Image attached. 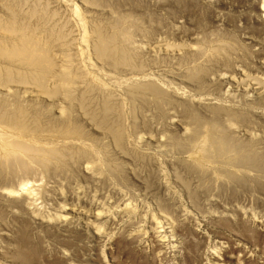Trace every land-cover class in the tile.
<instances>
[{
    "label": "bare ground",
    "instance_id": "obj_1",
    "mask_svg": "<svg viewBox=\"0 0 264 264\" xmlns=\"http://www.w3.org/2000/svg\"><path fill=\"white\" fill-rule=\"evenodd\" d=\"M14 1V0H13ZM23 1V0H22ZM21 1V2H22ZM96 1V0H95ZM144 1V0H143ZM142 1V2H143ZM155 1V0H154ZM177 1H179V0H177ZM213 1V0H212ZM2 2V1H1ZM17 2H18V4L19 5H21V3H19V0H17ZM48 2V1H47ZM79 2V1H78ZM140 2L141 1H139V6H140ZM151 2V1H150ZM197 2V1H196ZM207 3L209 2V1H206ZM11 3V2H10ZM81 4V6H80V4ZM79 3H74L73 4V6H72V16H74L73 18H75L73 21H75V23H78L79 24V27L81 28H79L80 30H81V38H82V46H80L79 48H78V51H77V54H80L79 56H81V58L85 55V56H87V50H85V48H84V46H85V44L87 43H91L92 42V49L91 50H93L96 54H104L105 52H106V49H113L114 48V46L116 45V43H115V45H114V42H115V40H117V39H115L116 37L115 36H113V37H115L114 39V41H113V44L112 43H108L107 42V37H110L111 38V36L108 34V32H107V37H105L104 35H103V37H102V35L101 34H99V33H97L96 31H97V29L96 30H94L95 28H93L94 26H92V24L90 25L89 24V21L91 22V20L90 19H88V17L91 15V14H93L94 12H96L97 10H99V9H97L98 7H99V5L101 4L100 3V0H99V5H96V4H94V2H93V0H80V2ZM146 3V2H145ZM185 3V2H184ZM199 3V2H198ZM203 3V2H202ZM212 3H216V6H217V4L219 5V4H223V5H226L227 6V8H235V9H237V8H241V9H244V11L246 10V12L248 11V10H250L251 11V14L250 15H248L249 13V11L247 12V15L248 16H246V19H244L243 21H246V24L248 23V26L249 25H251L250 24V22H255V23H257V24H261L262 26H260V27H262V28H259L258 27V31H259V29H263L264 30V0H236V1H230V2H228V3H226L224 0H218V1H213ZM211 3V4H212ZM17 4V5H18ZM79 4V5H78ZM97 4H98V2H97ZM142 4V3H141ZM209 4V3H208ZM13 5V4H12ZM18 5V6H19ZM143 5H145V4H143ZM142 5V6H143ZM22 6V5H21ZM20 6V7H21ZM31 6H33V5H30V7ZM98 6V7H97ZM201 6V5H200ZM205 6V5H204ZM3 7V6H2ZM10 7V6H9ZM19 7V8H20ZM35 8H37L36 6H34ZM33 7V8H34ZM125 7H127V6H125ZM187 7V6H186ZM185 7V8H186ZM210 7H212V6H210ZM209 7V9L208 10H210L211 8ZM25 8V7H24ZM27 8H29V7H27ZM33 8H29L28 9V11L30 10V9H32L33 11H35ZM39 8V7H38ZM142 8L143 7H138V10L136 9V11H135V13H134V18H135V20H134V22H136L134 25H135V27H136V30H137V34H138V36L137 35H135V37H136V39H134V42H133V40H132V42L130 41L131 39L130 38H126V39H130V40H127V41H129L132 45L130 46L129 45V42H128V45L130 46V48L131 49H129V46H128V48H127V53L129 52V54H130V52L131 51H128V50H132L133 49V56H131L132 57V59H134V60H130V61H134L133 63V65H134V68H133V70L132 69H129V68H131V67H133V66H131L130 65V63L129 62H124L125 64H129V66H131V67H129V68H127V66H125L124 65V67H126L127 69H129L130 71L128 72V71H126V73L125 74H127V75H124V73H123V75L121 74V75H119V76H117L116 75V79H117V81H115V83L117 82L118 83V85H119V87L117 86V87H115V88H117V89H119L118 91L119 92H116V95H114L115 97H119V99L118 98H115L116 99V103H117V99L119 100V102L121 103L122 102V100H123V98L124 97H122V95H127V97H131L130 96V94H129V92L132 90V92L134 93V94H132L133 96H134V101H131L132 103L134 102V104H133V106H135V109L133 108V111H135V114L133 113V111H131V109H127V110H130L131 111V113H133V114H131L130 113V111L129 112H126V113H123L121 116H123V117H121V120H122V118H124V119H126V120H128V121H130V120H132V117L133 118H135L134 116L136 115V118H135V126H137L136 127V129H135V132H133L134 131V129L131 131L132 132V137H130V136H128V135H126L125 133H123L124 132V129H123V131H121V130H119L116 126H114V125H116V124H114V123H112V124H104V122H102L101 121V123H103L104 125H99L98 124V122L101 120H97L96 121V119H94L95 117H96V115H95V117L93 118L91 115H92V111L89 113H86L87 111H84L85 110V108L86 109H88V111H89V108H87L88 106H87V103L89 102V98L90 97H92V96H86V94H84L82 91V93H79V95L78 96H80V94L82 95V94H84V95H82V96H86L87 98H88V100H87V98H86V101H88V102H86V106L84 107V110L82 109V110H80L81 109V107H82V102H83V99H81V104H79V105H81V106H79V108L78 109H76L77 110V113H75L78 117H80L79 118V121L80 122H78V123H75L77 120H78V117H77V120L76 121H74L73 120V118L72 117H74L75 118V116H73V114L71 113V115L72 116H70V118H67L68 117V115H69V112H72L71 110H70V107L68 106V104H63L62 103V101L64 102V98L66 99V101H67V99L69 98H67V97H64V98H62L63 100L61 101V103H57L56 101H54V103L56 102L57 104H56V106L55 107H52V109H51V107L49 108L51 111H52V113H53V115L52 114H49L48 116H45L46 114H45V112H44V116H45V118L47 117L49 120H55V122L56 123H54V122H52V121H50V124H51V122H52V124L51 125H53V126H51V125H47L48 127L47 128H45L46 129V131H48V132H50V134H48V132H46L47 133V135L46 136H48V135H52V137H53V134L54 133H56V135L54 136L56 139H54V138H51L50 140H48V138L46 139V137H44V140H43V136L45 135V134H43L42 132V134H43V136L40 138L39 137V135H38V133H37V125H36V130H35V127H34V131L32 130L33 129V127L31 126V124H33V123H31V121H30V124H28V122L26 121V119H28V118H24V114H25V112L23 113L22 112V110L24 109V107L25 108H27L28 110H29V112H31L30 111V109L28 108L29 106H31V105H28V107H26L27 106V103H25L26 105L24 106V105H21L20 103H18V104H16V103H14V100L15 99H13L14 97L12 96V95H16L17 97H18V95H17V93L18 92H20V91H22V89H23V91H24V87L26 86V83L29 85H31V86H36V89L38 90L39 89V92L41 93V91L43 92V94L44 93H46L47 95V97H49V95L50 94H55L56 93V91H58L59 89H58V87H60V86H62L63 88H64V86H66V85H68V84H70V82L71 83H73V85H74V87L76 88L77 86H78V90H79V86H80V89H81V85H83L82 83H84V84H88V85H91V84H93V85H97V83H96V81L97 80H99L96 76L98 75V74H93V73H88V69L86 70V69H84V67H81L80 68V70H81V72L80 73H78L77 72V70H75V69H73V67H70V66H72L73 65V62H70V60H71V57H68V59H69V61H68V63L70 64V66H69V64H68V67H70V68H72L73 69V71L71 72V71H68L67 69V65H64L63 66V63L62 62H60L61 64V66L60 65H56L57 67H58V71H56V73H53V75H54V77H55V79L54 78H52V79H54V81L57 79L58 81L56 82L57 84H55V85H57L56 87H55V85H54V87L53 86H45V85H47L46 83H49V82H42V80H41V77H40V73H41V70H45L46 68H47V71H48V66H49V64H52L51 63V57H49L48 55L50 54V52H51V54H52V49H54L53 47H51L52 46V44H50V43H52V42H50V43H48V44H50L51 46V48H49L50 50H48V48H47V50H46V47H48V46H46V42L47 41H44L43 42V40H46L45 39V37L48 35V33H52V31H53V27H54V25H52L51 27H52V30H50V32L49 31H46V30H44V28L41 30V29H39V31L41 30L42 32H48L47 33V35L45 36V37H43L44 39L42 40V42L43 43H40L41 42V39H40V35H39V33H38V35H39V39H40V42L38 41V39L36 40V39H34V38H32V37H30V36H28V35H30L29 33H28V35L26 34V32L24 31L26 28V26H23V24H21L22 22V20H23V17L22 16H20L22 19L21 20H19L20 22H17V21H15L16 19H14V20H12V18L10 19L11 21L9 22V23H6V22H0V32L1 31H5L6 33H7V31H11V33L12 32H14V33H16V37H14L12 40H10L9 39V41H7L6 39H3V37H2V35L4 34V33H0V41H4V43H2V44H0V55L1 54H5V55H8L10 58H8V59H14V61H15V63H14V66L15 67H12V66H10V64L12 65L13 63H11L10 61H6V60H4V59H0V97H2L1 99H2V102H1V105H3V108H2V106H0V122H1V120L4 122V124L2 125V124H0L1 126H0V160L3 162V164L2 165H5L6 166V169L4 170L3 168V170L2 169H0L1 171H0V203H2V205H0V206H2L3 208H5V211L4 210H2V211H4L5 213H7V215L5 216V217H2L4 214H1L0 216L2 217H0L1 219H0V264H108L107 263V260H106V257H105V255L103 254V252L101 253H99L98 251H97V253H99V254H96V256H89L88 254H85L84 252H82L80 249L81 248H75V245L77 244L76 242H75V240L77 239V238H79V237H77V234L78 235H85L84 237H88V238H90V239H94V240H99V239H101L102 237H105L104 236V232H103V229H102V226H101V223H103L104 221H108V219H109V214H107V213H105L104 212V210H102V209H97L98 208V205H96V209H95V207H94V209L92 210L91 208L88 210V209H82L80 206L78 207H75V206H71V207H64V206H62V208L60 209V212L58 211V209H57V211L59 212L58 214H55L53 217L52 216H50V217H48L47 215H45V216H43V215H41L40 213L41 212H39V210H38V204H37V201H35L36 200V198L38 197V199H40L39 197L40 196H38L37 195V193H39L40 194V190H41V187L44 185V179L42 180L41 179V177H42V174L41 173H43V174H45L46 172V169H45V167L44 166H46L45 164H47V165H49V161H51V160H53V158H54V162H57L58 161V156L57 155H60L61 154V149L63 148V146H68V147H73V148H75L77 151H80L81 152V154L80 155H83L84 154V152L86 153H88V156L86 157V154H85V159H84V157L82 156H80V157H78V159L80 158H83L84 160H83V162L81 163L80 161V163L79 162H77L76 164L78 165V171H79V174L81 175V178L82 177H93L92 175L94 174V171L95 172H97L96 171V169L97 168H100V166H97V165H99V163H97V162H99V161H102L103 162V164L104 163H107V165H108V159L110 158V154H109V156L107 155V153L108 152H106L105 153V148H102V146L103 145H107L108 143L106 142V141H109V140H106L105 139V137L106 136H104V140H102L101 138H102V135H100L101 133H102V131L103 130H106V131H104V132H107V137H109L108 139H110V144H111V147H110V152L111 153H114L115 154V156H114V154H113V156H111V158H110V160L112 159V161H110V162H113V164L116 162H114L113 160L114 159H117V161H119L118 163H119V165L117 166L118 168H120L119 166H121L122 167V169H125L128 173H132V174H134V172H132L134 169L130 166V165H128V164H130L129 162H127V160L129 161V159H131L130 158V156H129V152L130 151H136V152H142V154L144 153V154H147L148 156H149V158H151L152 157V159L154 160V164H156V172L158 173V172H160L162 169H161V167H159V165H158V163H157V159L155 158L156 156H157V154H160V153H162L163 155H164V152H168L169 153V151H170V149L171 148H173L174 149V151L175 152H186V153H184L183 155H182V159H180V160H178V162L180 163V164H182V161L184 162L183 163V165H185V166H187V168H188V166H190L192 169H198V171L200 170H203V169H205V167L206 166H209L208 168H210L211 167V171L214 173V175H213V173L212 172H210V173H212V177H214L215 179V182H214V184L216 183V188H218L219 190L221 189H223V191H225L227 188H229V189H232V186L230 185V184H232V183H234V185H235V183L237 184V187H239L238 185H243V186H245V184H247V181L248 180H253L254 178V173L255 174H257V171H260L259 169H261V168H263L264 169V163H263V161H264V159H263V157H262V154H264V126L262 125H259V123H257V125L256 126H252L250 123H249V121H250V119H249V115L248 114H252V115H254V116H256V117H258V118H260V119H263L264 120V57L263 56H261L260 58H254L253 59V57L252 58H250V59H252V63H254V65H255V63L261 68V74L259 73V74H256L255 73V75L254 76H252V74H254V70H257V69H254L253 70V73H249L248 71L249 70H247V68H244V66L243 67H241L240 65H235V63H234V65L231 63V62H233V60L230 62L231 64H232V66H230V67H232V68H230L231 70H229V72H227V69L224 67V66H222V67H224L225 69H223L222 71H225V72H221L220 71V69H219V71L220 72H214V71H210V70H203V68H201V66L202 65H199L198 63H204L206 60H208L210 57H209V55H207V54H210V53H206L205 51H207V52H209L208 50H207V48L206 47H204V46H202V45H205V42L208 40L207 38H206V41L205 42H203V41H201V38L200 37H197V36H195V35H197V33H195V35H193L194 34V32H197L198 31V29L199 28H197V27H199V25L198 26H196V24L195 25H192L193 27H191V25H190V19H191V17L189 16L190 15V13H189V15H187V12L185 13H181V15H179L178 13H175L174 15H177V17L175 16V17H173V15H172V21H170L169 20V23L170 24H168V22H167V25L165 26V28L169 25V28L168 29H170L169 30V32H171V33H173V35H171L170 33L168 34V35H171V36H176V37H179V35L177 36V34H180V33H178L179 32V30L183 27V26H185L187 23L189 24V26H190V28H188V31H187V33L189 32V29H191L192 28V30L194 29V31H193V34L192 35H190V33H191V30H190V32H189V39L187 40V38L186 39H182L181 37L183 36H181V37H179V38H181V39H179V42L176 40V41H169V40H171V39H168V40H166V39H164L161 35H160V37L161 38H163L164 40H162L158 35V37L160 38L159 40H160V42H158V41H156L158 38H156L155 39V36H156V34H158V32L159 31H162L163 29H161V28H159V25H161V24H164V23H161V22H164V19L165 18H163V21H161L160 22V24L158 25L157 23H159V22H157V23H155L154 25L153 24H146V26H148L149 27V29H148V31L146 30V28L147 27H145L144 26V23H146V22H148V21H150V19H156V18H150V14L148 15L149 16V18H147L148 19V21H145V19H144V21H142ZM208 8V7H207ZM7 10H5V11H3L4 13L6 12V11H8V9L9 8H6ZM106 9V8H105ZM111 9V8H110ZM145 9H146V5H145ZM170 9V8H169ZM174 9V8H173ZM234 9V10H235ZM248 9V10H247ZM11 10V13H12V11H13V8L12 9H10ZM26 10V9H25ZM32 10H30V11H32ZM47 10V9H46ZM104 10V9H103ZM155 10V9H154ZM168 10V9H167ZM207 10V11H208ZM215 10V9H214ZM217 10V9H216ZM213 11V10H210V11H208L207 13H206V15H205V18H207V19H209L212 23L214 22V24H215V22H216V24H217V27H218V23H222V20L224 19V17L226 16V13L224 12V11H222V13H221V11ZM225 10V9H224ZM232 10V9H231ZM27 11V12H28ZM51 11V10H50ZM100 11V10H99ZM98 11V12H99ZM106 11V10H105ZM109 11V10H108ZM114 11V10H113ZM164 11V10H163ZM188 11V10H187ZM195 11V10H194ZM193 11V12H194ZM3 12H1L2 14H4ZM15 12V11H14ZM14 12L12 13V14H14ZM26 12V11H25ZM35 12H37V10L35 11ZM35 12H29V13H31V14H29V15H33L32 13H34V15L36 14ZM53 12H54V10H53ZM53 12L51 13V14H53ZM86 12L88 13H91V14H86ZM116 11H114V13H115ZM129 12V11H128ZM148 12H149V10H148ZM154 12H157V11H154ZM168 12V11H167ZM196 12V11H195ZM224 12V13H223ZM230 12V11H229ZM241 12H243V11H241ZM0 13V14H1ZM16 13V12H15ZM38 13V12H37ZM120 13V12H119ZM146 13V12H145ZM144 13V14H145ZM151 13H153V12H151ZM180 13V12H179ZM198 13V12H197ZM17 14V13H16ZM20 14V13H19ZM28 14V13H27ZM39 14V13H38ZM43 14V13H42ZM45 14V13H44ZM95 14V13H94ZM125 14L127 15V13L125 12ZM132 14V13H131ZM168 15H169V13H167ZM171 14V13H170ZM201 14V13H200ZM221 14H225V16L223 17V19L221 20V17H222V15ZM228 14V13H227ZM234 14V13H233ZM236 14V13H235ZM156 15H158V14H155V16ZM196 15V14H195ZM3 17L5 16V15H2ZM7 16H10V15H7ZM6 16V17H7ZM14 16V15H13ZM30 16V17H31ZM46 16H48V15H46ZM49 16H51L50 14H49ZM93 16V15H92ZM115 16V15H114ZM146 16V15H145ZM153 16V15H152ZM155 16H153V17H155ZM159 16V15H158ZM158 16H156V17H158ZM201 16V15H200ZM12 17V16H11ZM17 17V16H16ZM16 17H13V18H16ZM18 17H19V15H18ZM17 17V20L18 19H20V18H18ZM24 17H26V16H24ZM39 17V16H38ZM41 17V16H40ZM44 17V16H43ZM91 17V16H90ZM95 16H93L92 18H94ZM121 17V16H120ZM124 17V16H123ZM127 17H128V15H127ZM130 17H132V16H130L129 15V18L127 19L126 17V19L129 21V19H131ZM190 17V18H189ZM234 17H236V16H234ZM233 17V18H234ZM5 18V17H4ZM35 18V17H34ZM100 18V17H99ZM98 18V20H100ZM112 18H114V17H112ZM158 18H161V17H158ZM169 18V17H168ZM200 18V17H199ZM204 18V17H203ZM6 19V18H5ZM27 19V18H26ZM30 19V18H29ZM43 19V18H42ZM111 19V18H110ZM110 19H108V21L107 22H110ZM121 19H124V18H121ZM207 19H205V20H207ZM241 19V18H240ZM7 20H9V17L7 18ZM7 20H5V21H7ZM96 20V19H95ZM113 20V19H112ZM111 20V23L110 24H112L113 23V21H115V22H117L116 20H117V18L116 19H114L113 21ZM119 20V19H118ZM154 20H151V22L152 21H154ZM194 20V19H193ZM202 20H204V19H202ZM220 20H221V22H220ZM225 20H227V19H225ZM26 21V20H25ZM25 21H23L24 23H25ZM72 21V20H71ZM105 21V20H104ZM127 21V22H128ZM132 21V20H131ZM159 21H160V19H159ZM166 21H168V20H166ZM217 21H219V22H217ZM228 21V20H227ZM238 21V20H237ZM242 21V22H243ZM248 21V22H247ZM250 21V22H249ZM29 22V21H28ZM27 22V23H28ZM44 22V21H43ZM49 22V21H48ZM93 22V21H92ZM100 22V21H99ZM114 22V23H115ZM124 22V25L126 26V23H125V21H123ZM144 22V23H143ZM193 22H197V21H192V23ZM207 22H209V21H207ZM239 22V21H238ZM238 22L237 23H235V24H238ZM241 22V21H240ZM239 22V23H240ZM102 23V22H101ZM100 23V24H101ZM132 23V22H131ZM186 23V24H185ZM197 23H199V21L197 22ZM225 23V22H224ZM234 23V22H233ZM252 23V24H253ZM254 23V24H255ZM29 24H30V26H32L31 24L32 23H30L29 22ZM57 24V23H56ZM55 24V26H57V25H59V23L56 25ZM77 24V25H78ZM89 24V25H88ZM94 24V23H93ZM100 24L98 25V22H97V27L99 28V26H100ZM102 24H106V23H102ZM101 24V25H102ZM116 24V23H115ZM115 24H112V25H109V24H107V27H108V29H109V26H110V28H112V26H114ZM119 24V26H120V24H123V23H118ZM127 24H129V23H127ZM208 24V23H207ZM211 24V23H210ZM210 24H209V26H210ZM228 24V23H227ZM232 24V23H231ZM243 24V23H242ZM257 24H255V27H256V25ZM25 25H27V28L29 29V27H28V24H26L25 23ZM37 25H39V23L37 24ZM40 25H43V24H40ZM95 25V26H96ZM225 25L226 24H224V27H225ZM239 25H241V23L239 24ZM244 25V24H243ZM33 26H34V24H33ZM62 25H59L58 27L60 28ZM124 26V27H125ZM130 26H132V25H130ZM162 26V25H161ZM182 26V27H181ZM194 26H196V28H194ZM206 26V25H205ZM208 26V27H209ZM212 26H214V25H212ZM221 26V25H220ZM227 26V25H226ZM234 26V25H233ZM245 26V25H244ZM243 26V27H244ZM252 26V25H251ZM254 26V25H253ZM37 27V26H36ZM36 27H34V28H36ZM38 27H41V26H38ZM37 27V28H38ZM51 27H50V29H51ZM106 26H105V29L107 28ZM115 28H116V26H114ZM113 27V28H114ZM134 27V26H133ZM144 27H145V29H144ZM186 27H187V25H186ZM186 27H184V29L186 28ZM214 27H216V26H214ZM214 27H210V29L211 30H213V28ZM216 27V29H218ZM222 27V26H221ZM231 27H232V25H231ZM230 27V28H231ZM25 28V29H24ZM33 28V27H32ZM101 28V30H102V27H100ZM119 28V27H118ZM123 28V27H122ZM126 28V27H125ZM127 28H129V27H127ZM127 28H126V31H127ZM157 28V29H156ZM201 28V27H200ZM202 28L204 29V31H205V27H203L202 26ZM207 28V27H206ZM226 28V27H225ZM229 28V29H230ZM236 28V27H235ZM235 28H232L233 29V31H234V29ZM237 28H238V25H237ZM27 29V30H28ZM55 29V28H54ZM105 29H103V30H105ZM156 29V30H155ZM195 29H197V31H195ZM210 29H209V31H210ZM215 29V28H214ZM219 29H223L224 31L226 30V29H228V26H227V28L226 29H224V28H219ZM229 29H228V32H229ZM256 29V28H255ZM26 30V31H27ZM32 30V29H31ZM56 30H57V28H56ZM60 30H61V32L64 30V28H63V30H62V28H60ZM102 30V31H103ZM119 30H120V28H119ZM125 30V29H124ZM129 30V29H128ZM135 30V29H134ZM146 30V31H145ZM182 30V29H181ZM186 30V29H185ZM185 30L183 31V34H186V33H184L185 32ZM241 30V29H240ZM244 30H245V28H244ZM247 30V29H246ZM260 30V31H261ZM36 31H38L37 29H36ZM36 31H35V33H36ZM40 31V32H41ZM106 31H107V29H106ZM105 31V32H106ZM111 29L109 30V32H110V34H111ZM126 31H124V32H126ZM130 31V30H129ZM129 31L127 32V34L129 33ZM154 31H155V33H154ZM208 31V32H209ZM220 31H222V30H220ZM231 32H232V30H230ZM235 31H236V29H235ZM29 32H30V30H29ZM56 32V34H54V32H53V35H56L57 37V40L59 41V43L60 44H63V39L61 38V36H62V34L64 33V35L66 36V33H65V30H64V32L63 33H61V32H59V29H58V32L57 31H55ZM99 32V31H98ZM104 32V31H103ZM117 32V31H116ZM135 32V31H134ZM133 32V30H132V33H134ZM211 32V31H210ZM209 32V33H210ZM229 33V34H234V37L233 36H231V39H229L230 41L228 42V40H224V39H226L225 37L226 36H224V39H221V38H218L217 36V41L219 40V43L218 44H216V48H217V50H216V48H215V50L218 52L219 51V47H220V51H221V49H224L225 47L223 46V44H224V41L225 42H228V43H230L231 44V40L233 39V38H235L236 36H235V34H236V32L235 33ZM239 32V31H238ZM10 33V34H11ZM32 33H33V31H32ZM31 33V34H32ZM113 33H114V31L112 32V35H113ZM132 33H130L131 34V36H132ZM165 33H166V31H165ZM168 33V32H167ZM200 33V32H199ZM212 33H215V31L213 30V32ZM217 34L219 33V31H217L216 32ZM221 33V32H220ZM223 33V32H222ZM2 34V35H1ZM42 35L41 36H43L44 34L43 33H41ZM120 34H121V36L122 37H126L127 36V34L126 33H121L120 32ZM135 34V33H134ZM163 34H164V30H163ZM205 34H206V32H205ZM211 34V33H210ZM216 34V35H217ZM229 34H227V35H229ZM264 34V33H263ZM12 35V34H11ZM34 35V34H33ZM36 35V34H35ZM34 35V36H35ZM38 35H36L35 37L37 38L38 37ZM53 35H51V36H53ZM59 35H61L60 36V38H59ZM64 35H63V38H64ZM106 35V34H105ZM116 35V34H115ZM165 36L167 35V34H164ZM163 35V36H164ZM201 35V33L199 34V36ZM207 35V34H206ZM209 35V34H208ZM211 35H213V34H211ZM215 35V34H214ZM222 35H224V33L222 34ZM32 36V35H31ZM117 36V35H116ZM128 36H129V34H128ZM127 36V37H128ZM130 36V37H131ZM134 36V35H133ZM174 36V37H175ZM187 36V35H186ZM204 36V35H203ZM230 36V35H229ZM229 36H227V37H229ZM49 37V36H48ZM48 37H46L47 38V40L49 39ZM113 37H112V40H113ZM120 37V36H119ZM168 37H170V36H168ZM206 37H208V36H206ZM222 37V36H221ZM233 37V38H232ZM237 37H239V36H237ZM262 37H263V35H262ZM8 38V37H7ZM11 38V37H10ZM51 38H53V37H51ZM50 38V39H51ZM55 38V39H56ZM109 38V40H111ZM118 38V37H117ZM124 38H122V39H118V40H122L123 41V39ZM173 38V37H172ZM210 38V37H209ZM212 38L214 39V36H212ZM54 39V40H55ZM155 39V40H154ZM236 39V38H235ZM238 39V38H237ZM239 39H241L242 40V42H244V43H246V45L248 44V45H253L254 46V48H255V50L256 49H259V50H261V51H264V39L262 38L261 39V37L260 38H258L257 36H255V34L253 33L252 34V32H248V33H246V34H244V35H242L241 36V38L239 37ZM238 39V40H239ZM111 40V41H112ZM198 40H200L199 42H202V44L201 43H198ZM211 40V39H210ZM209 40V41H210ZM215 40V41H216ZM240 40V41H241ZM51 41V40H50ZM208 41V42H209ZM233 41V40H232ZM62 42V43H61ZM121 42V41H120ZM119 42V43H120ZM124 42H125V39H124ZM237 42V41H236ZM118 43V44H119ZM204 43V44H203ZM211 43V42H210ZM47 44V45H48ZM123 44V43H122ZM215 44V43H214ZM226 44V43H225ZM233 44V43H232ZM232 44H231V46H232ZM234 44H236V43H234ZM238 44H240V43H238ZM237 44V45H238ZM91 45V44H90ZM125 45L127 46V43H125ZM124 45V46H125ZM149 45V46H148ZM207 45H208V43H207ZM211 45H212V48H211V50L213 49V44L211 43ZM217 45L219 46V47H217ZM227 46H228V44H226ZM225 45V46H226ZM236 45V46H237ZM245 46V44H243L242 43V46ZM117 46V45H116ZM121 47H123L122 45H120ZM209 46H210V44H209ZM230 46V45H229ZM229 46L228 47H226V48H228L229 50L231 49V46H230V48H229ZM241 46V47H242ZM90 47V46H89ZM120 47V48H121ZM224 47V48H223ZM235 47V46H234ZM238 47V46H237ZM239 47H240V45H239ZM247 46H245V48H246ZM252 47V46H251ZM58 48V47H57ZM86 48H87V46H86ZM225 48V49H226ZM108 49V50H109ZM118 49V48H117ZM123 48H121L120 49V51H119V53H123L122 50ZM124 49H125V47H124ZM227 49V50H228ZM236 49V48H235ZM239 49V48H238ZM107 50V51H108ZM126 50V49H125ZM124 50V54L126 53V51ZM226 50V51H227ZM241 50V49H240ZM248 50H249V48H248ZM253 50L254 49H252V51H250V52H253ZM254 50V51H255ZM258 50V52H260ZM49 51V54L47 53ZM115 51H117V54H118V50H115ZM223 51L224 50H222V53H223ZM225 51V52H226ZM235 51H237V50H235ZM54 52V51H53ZM59 52V51H58ZM98 52V53H97ZM113 51H111V53H112ZM211 52V51H210ZM228 52V51H227ZM226 52V53H227ZM230 52V51H229ZM234 52V51H233ZM258 52H257V50H256V53H255V55H257L258 54ZM56 53V52H55ZM71 52H69L68 50L66 51V52H64V55H68L69 56V54H70ZM94 53V54H95ZM116 53V52H115ZM127 53L125 54V55H127ZM198 53H201V55H199V57H201L202 56V59H199V61L197 62V61H195V62H193L194 60H192V55L194 54V55H196V54H198ZM219 53V52H218ZM217 53V54H218ZM225 53V54H226ZM237 53H238V51H237ZM242 53H243V51H242ZM50 54V56H55V55H51ZM72 54V53H71ZM71 54H70V56H71ZM92 54H93V52H92ZM101 54V55H102ZM114 54V53H113ZM124 54H122V55H124ZM128 54V57L131 55H129ZM159 54H163V55H166V57H167V54H169V56H172L171 58L173 59V57L174 58H181V56H186V58H187V56H189L188 58H190L192 61H190V63H189V60L190 59H188L185 63H184V65H182V64H180L181 66H177V67H175L174 65V67L176 68H172V69H170V68H168V69H164V67L162 68H160V70L163 72V71H166V72H164V73H154V71H153V69L151 70V66H154V64L152 65L151 64V62H154L155 61V59H157V57H159L158 55ZM206 54V56L204 57V55ZM212 54V53H211ZM214 54H215V52H214ZM225 54H223V56H225ZM231 55L233 54V56H234V54H236V53H232V51H231V53H230ZM241 54V53H240ZM247 54V53H246ZM245 54V56H248V54L246 55ZM250 54V53H249ZM252 54V53H251ZM254 54V53H253ZM259 54H261V53H259ZM57 55V54H56ZM89 55V57H90V53L88 54ZM111 55V54H110ZM115 55V54H114ZM113 55V56H114ZM220 55V54H219ZM218 55V56H219ZM229 55V54H228ZM239 55V54H238ZM243 55V54H242ZM262 55H263V52H262ZM2 56V55H1ZM107 56V55H106ZM112 56V55H111ZM119 56V55H118ZM117 56V58H115V56H114V58L115 59H117V61H118V59H119V57ZM162 56V55H161ZM217 56V57H218ZM233 56H231L232 57V59H233ZM236 56V55H235ZM235 56H234V58H235ZM252 56V55H251ZM259 56V55H258ZM92 57V56H91ZM97 57V56H96ZM109 55H108V59H109ZM120 57H121V54H120ZM125 57V56H124ZM128 57L126 58V60H128ZM165 57V56H164ZM165 57V58H166ZM214 57H215V59H217V57H216V55L214 56H212V59H214ZM226 57H228V56H225V57H222V55H221V58H219V59H221V60H224L225 61V58ZM51 58V59H50ZM66 58H67V56H66ZM65 58V59H66ZM107 58V57H106ZM114 58L112 59V61L114 60ZM122 58V57H121ZM130 58V57H129ZM162 58V57H161ZM170 57H169V59H171ZM182 58H184V57H182ZM185 58V59H186ZM198 58V57H197ZM196 58V59H197ZM224 58V59H223ZM240 58V57H239ZM241 58H243V57H241ZM240 58V59H241ZM247 58V57H246ZM55 59V58H54ZM88 60L89 59H92V58H87ZM93 59L94 60H96V58H95V56L93 57ZM107 59V60H108ZM123 59H125V58H123ZM167 59L168 58H166V61H167ZM211 59V60H212ZM245 59V58H244ZM82 60V59H81ZM94 60H92V61H94ZM102 60V59H101ZM101 60H99V62H103V61H101ZM104 60V59H103ZM126 60H124V61H126ZM162 60V59H161ZM174 60V59H173ZM178 60V59H177ZM210 60V59H209ZM220 60V61H221ZM226 60H228V59H226ZM243 60V59H242ZM247 60H249V58L247 59ZM247 60H245L246 62H247ZM13 61V60H12ZM19 61H21V62H24L23 64H27L26 66L25 65H22L21 64V62H19ZM54 61V60H53ZM67 61V60H66ZM66 61H64V62H66ZM74 61V60H73ZM91 61V60H90ZM109 61V60H108ZM111 61V60H110ZM114 61H116V60H114ZM108 62L109 64L111 63V64H113V66H114V63L115 62ZM122 61V63H123V60H121ZM156 61H158V60H156ZM174 61H176V60H174ZM182 61V60H181ZM180 61V62H181ZM219 60H217V62H218ZM235 61V60H234ZM104 62H106L107 63V61H104ZM103 62V63H104ZM119 62V67L121 66L120 65V61H118ZM147 62H150V63H148V64H146ZM170 62V61H169ZM169 62H167V63H169ZM197 62V63H196ZM54 63H55V61H54ZM57 63V62H56ZM80 63V62H79ZM98 63V62H97ZM106 63H104V64H106ZM108 63H107V65H108ZM121 63V64H122ZM156 63V62H155ZM166 62H164V64H165ZM167 63L165 64V65H167ZM171 63V62H170ZM175 63H177V62H174V64ZM211 63V62H210ZM209 63V64H210ZM216 63V62H215ZM220 63V62H219ZM222 63V62H221ZM225 63V62H224ZM227 63H229V61L227 62ZM238 62L236 61V64H237ZM240 63V62H239ZM238 63V64H239ZM243 63H245V62H243ZM251 63V62H250ZM58 64V63H57ZM65 64V63H64ZM72 64V65H71ZM82 64H84V63H82ZM100 64H102V63H100ZM100 64H98L99 66H100ZM103 64V65H104ZM132 64V63H131ZM161 64V63H160ZM173 64V63H172ZM171 64V65H172ZM205 64V63H204ZM212 64V63H211ZM226 64V63H225ZM230 64V65H231ZM249 64V63H248ZM55 65V64H54ZM78 65V64H77ZM87 65V64H86ZM94 65H96L95 64V62H94ZM93 65V66H94ZM102 65V67H100L101 68V72H103L104 73V71H105V74H107V70H104V71H102V69H103V67H105V66H103ZM115 65H116V63H115ZM162 65H163V63H162ZM213 65H215V64H213ZM212 65V66H213ZM218 65V64H217ZM253 65V64H252ZM257 65H255L256 67H258ZM63 66V67H62ZM117 66V67H118ZM123 66V65H122ZM121 66V67H122ZM204 66V65H203ZM219 66V65H218ZM226 66V65H225ZM24 67H26L25 69H24ZM50 67V66H49ZM53 67V66H52ZM57 67H55V68H57ZM78 69H79V67L78 66H76ZM75 67V68H76ZM95 67V66H94ZM109 67V65L106 67V68H108ZM112 67V66H111ZM115 67L116 66H114V69H115ZM116 67V68H117ZM118 67V68H119ZM120 67V68H121ZM124 67L122 68V69H120V70H124ZM166 67V66H165ZM214 67V66H213ZM215 67H217V66H215ZM215 67H214V69H215ZM220 67V66H219ZM219 67H217V68H219ZM228 67V66H227ZM248 67V66H247ZM250 67V66H249ZM253 67V66H252ZM65 68H67L66 70L68 71V72H71V73H68L69 74V76L67 75V73H63V71L65 70ZM92 68V67H91ZM96 68H98L97 66H96ZM106 68H104V69H106ZM113 68V67H112ZM111 68V69H112ZM117 68V69H118ZM245 70H247V71H244V69ZM251 68V67H250ZM249 68V69H250ZM50 69H52V68H50ZM54 69V68H53ZM71 69V70H72ZM89 69H90V67H89ZM94 69V68H93ZM109 69H110V67H109ZM108 69V70H109ZM154 69H155V67H154ZM156 69H158V68H156ZM155 69V71H157V72H159L158 70H156ZM211 69V68H210ZM65 70V71H66ZM74 70H75V72H77V73H75V74H73V75H71L72 73H74ZM80 70H78V71H80ZM95 70V69H94ZM113 70V69H112ZM112 70H110V71H112ZM179 70V71H178ZM46 71V70H45ZM46 71V72H47ZM52 71V70H51ZM96 71V70H95ZM98 71V70H97ZM100 71H98V72H100ZM110 71H108V72H110ZM115 71H117V70H114L113 72H115ZM53 72V71H52ZM58 72H62V73H58ZM90 72V71H89ZM92 72V71H91ZM94 72V71H93ZM97 72V73H98ZM113 72H111V73H109L108 75H111ZM123 71H121L120 73H122ZM124 72H125V70H124ZM260 72V71H259ZM1 73H5V74H1ZM10 73H15L16 74V76H13L12 74H10ZM39 73V74H38ZM119 73V74H120ZM41 74H43V73H41ZM118 74V73H117ZM164 76H163V75ZM43 75H45V74H43ZM67 75V76H66ZM100 75V74H99ZM108 75H106V76H108ZM115 75V74H114ZM168 77H166V76ZM50 76V75H49ZM72 76V77H71ZM101 76V75H100ZM104 76V75H103ZM105 76V77H106ZM46 77V76H45ZM52 77V76H51ZM99 77V76H98ZM104 77V78H105ZM113 78L114 76H108V79L109 78ZM166 77V78H165ZM248 77H251L250 79H248ZM48 78H50V77H48ZM47 78V79H48ZM102 78V77H101ZM107 78V77H106ZM170 78H174V79H177V80H179L180 82L182 81V82H184V84H186V86L188 87V88H185V86L184 85H178V84H176V82H174L176 85H173V84H170V82L172 81ZM46 79V80H47ZM51 79V78H50ZM50 80L51 82L53 81V80ZM97 79V80H96ZM114 79V78H113ZM170 79V80H169ZM101 80V79H100ZM103 80V79H102ZM101 80V81H102ZM53 81V84L55 83ZM108 80H106V82H107ZM173 81H175V80H173ZM172 81V82H173ZM28 82H30V83H28ZM100 81H98V83H99ZM102 82H104V80L102 81ZM114 82V81H113ZM113 82H109L110 84H112ZM44 83H45V85H44ZM89 83H91V84H89ZM105 83V82H104ZM116 83V84H117ZM178 83V82H177ZM52 84V83H51ZM66 84V85H65ZM100 84V83H99ZM103 84V83H102ZM102 84H100V85H102ZM182 84V83H181ZM244 84V85H243ZM25 85V86H24ZM64 85V86H63ZM107 85V84H106ZM113 85V84H112ZM69 86H71V85H69ZM69 86H67V87H69ZM84 86V85H83ZM87 86V85H86ZM85 86V87H86ZM108 86H110V85H108ZM114 86V85H113ZM67 87H65L64 88V90H66V88ZM84 87V89H87V88H85ZM92 87V86H91ZM95 87H97V86H94V87H92L91 88V90L89 91V92H91L92 90H93V88H95ZM103 87V86H102ZM31 89H32V87H30ZM29 88V89H30ZM101 88V87H100ZM103 88H105V86L103 87ZM114 88V89H115ZM88 89H90V86H88ZM117 89H116V91H117ZM25 90H26V88H25ZM62 90V89H61ZM67 90H69V89H67ZM71 90L72 89H70L69 91H70V93H72L71 92ZM76 90V89H75ZM77 90V91H78ZM83 90V89H82ZM105 90H106V88H105ZM107 90H108V87H107ZM109 90H111V89H109ZM109 90H108V92H109ZM130 90V91H129ZM23 91L22 92H20L19 93V95L22 93L23 94ZM27 91V90H26ZM25 91V92H26ZM33 91H34V88H33ZM36 91V90H35ZM69 91H68V93H69ZM74 91V90H73ZM86 91V90H85ZM103 91V90H102ZM112 91V90H111ZM110 91V92H111ZM63 92V91H62ZM79 92V91H78ZM93 92V91H92ZM91 92V93H92ZM100 92V91H99ZM105 91H103V93H104ZM108 92H107V94H108ZM109 92V93H110ZM113 92V91H112ZM27 93V92H26ZM30 93H31V90H30ZM33 93V92H32ZM58 93V92H57ZM56 93V94H57ZM60 93H61V91H60ZM67 95H69L67 92H65ZM64 92H63V94H65ZM74 93V92H73ZM75 93H76V91H75ZM74 93V94H75ZM85 93H87V92H85ZM102 93V94H103ZM131 93V92H130ZM66 94H65V96H66ZM101 94V95H102ZM106 94V93H105ZM113 94V93H112ZM33 95H34V93H33ZM36 95V94H35ZM38 95V94H37ZM59 94H57V96H58ZM89 95V94H88ZM91 95V94H90ZM93 95V94H92ZM111 95V94H110ZM236 95V96H235ZM11 96V97H10ZM15 96V97H16ZM21 96V95H20ZM40 96V95H39ZM39 96H38V98H39ZM45 96V97H46ZM64 96V95H63ZM73 96V95H72ZM96 96V95H95ZM94 96V97H95ZM100 96V95H99ZM106 96V95H105ZM104 96V98H106ZM112 96V95H111ZM237 97L236 98V100H235V102L233 103L232 101H230V100H233V97ZM3 97H6V98H4L3 99ZM13 97V98H12ZM22 97H23V95H22ZM31 97V96H30ZM35 97V96H34ZM37 97V96H36ZM36 97H35V100H36ZM41 97V96H40ZM54 97H56V95L55 96H53V98ZM60 97H62V96H60ZM59 96L57 97V99H59L60 98ZM74 97H77V96H74ZM92 98V99H96L97 100V98L95 97V98ZM108 97V99H106V101H108L109 100V95L107 96ZM113 97V96H112ZM111 97V98H112ZM32 98V97H31ZM30 98V99H31ZM37 98V99H38ZM50 98H51V96H50ZM52 98V99H53ZM71 98V97H70ZM78 98V97H77ZM19 99H20V97H19ZM25 99H27V98H25ZM46 99V98H45ZM48 99V98H47ZM46 99V100H47ZM75 98H73L72 100H74ZM100 99H102V97L100 98ZM113 99V98H112ZM3 100L5 101H8V103L9 104H11V108H13V111H14V109H15V111L14 112H12L10 109L8 110V109H6V108H4L5 106H4V104H2L3 103ZM21 100V99H20ZM18 101V102H21V101ZM34 100V99H33ZM33 100H32V103H33ZM34 100V101H35ZM39 100V99H38ZM50 100V99H49ZM61 100V99H60ZM84 100H85V97H84ZM126 100V99H125ZM125 100H123V101H125ZM129 100V99H128ZM131 100H132V98H131ZM1 101V100H0ZM16 101V100H15ZM22 101H24L23 99H22ZM37 101V100H36ZM41 101H42V99H41ZM41 101H39L40 103H41ZM48 101V100H47ZM65 101V102H66ZM68 101H70V99L68 100ZM95 101V100H94ZM94 101H93V103H94ZM102 101L103 100H101L100 102L101 103H98V105L101 107V105L100 104H102ZM105 101V102H106ZM112 101V100H111ZM111 101H108V102H111ZM113 101H115V100H113ZM127 101V100H126ZM24 102H26V101H24ZM28 102H30V101H28ZM43 102V101H42ZM58 102H59V100H58ZM64 102V103H65ZM73 102V101H72ZM78 102H80V99H78ZM104 102V103H105ZM129 102H130V100H129ZM8 103H6V106H8V108L10 107V105H7ZM31 103V104H32ZM35 103V102H34ZM44 103V102H43ZM48 103V102H47ZM46 103V105H45V103L43 104L45 107H47V104ZM84 103V102H83ZM91 103V102H90ZM104 103H103V105H104ZM119 103V104H120ZM123 103V102H122ZM121 103V104H122ZM24 104V103H23ZM29 104V103H28ZM37 104V103H36ZM39 104V103H38ZM75 104V103H74ZM73 104V105H74ZM96 104H97V101H96ZM111 104V103H110ZM119 104L117 103V105L119 106ZM120 104V105H121ZM127 104H129V103H127ZM162 104H165V106H163ZM71 105H72V103H71ZM95 105V104H94ZM97 105V106H98ZM102 105V106H103ZM107 105H109V103H107ZM117 105H115L114 104V106L113 107H117ZM123 105H124V103H123ZM44 106H42V107H44ZM84 106V105H83ZM89 106L91 107V105L89 104ZM96 106V105H95ZM127 105H125V106H122V108L123 107H126ZM128 106H132L131 104L130 105H128ZM35 107H38V105L37 106H35ZM48 107H49V105H48ZM47 107V108H48ZM92 107H93V105H92ZM105 109L103 108V107H101L104 111H107V113L110 111V110H108L109 108H111V106L109 107V108H107V106H106V104H105ZM30 108H32V107H30ZM39 108H41V107H39ZM39 108H38V110H39ZM118 108V107H117ZM116 108V109H117ZM44 109V108H43ZM46 109V108H45ZM72 109H73V106H72ZM92 109V108H91ZM90 109V110H91ZM97 109H100V108H97ZM113 109H115V108H113ZM112 109V110H113ZM115 109V110H116ZM125 109V108H124ZM26 110V109H25ZM35 110V109H34ZM37 110V109H36ZM93 110V109H92ZM115 110H113V113L112 112H110V113H112V114H114L115 112ZM33 111V110H32ZM40 111V110H39ZM41 111H43L42 109H41ZM40 111V112H41ZM44 111H46V110H44ZM96 111H98V110H96ZM121 111V110H120ZM28 112V111H27ZM47 112V111H46ZM76 112V111H75ZM95 112V111H94ZM100 112L101 111H99V112H97V113H99L100 114ZM103 112V111H102ZM123 112V111H122ZM121 112V113H122ZM248 113V114H245V113ZM36 113H38L37 111H36ZM51 113V112H50ZM97 113H95V114H97ZM106 112H104L103 114H105ZM106 113V114H107ZM117 113V112H116ZM118 113H119V109H118ZM242 114L241 116L243 117H246V115H248L249 117H247L249 120H247V122H241L242 120H244V118L243 119H241L240 118V120H238L239 118H237V116L236 115H238V114ZM29 114H31V113H29ZM94 114V113H93ZM102 114V115H103ZM105 114V115H106ZM120 114V113H119ZM32 115V114H31ZM38 115V114H37ZM42 115H43V113H42ZM98 115V114H97ZM104 115V116H105ZM118 115V114H117ZM132 115V116H131ZM54 116V117H53ZM110 116V114L108 115V117ZM112 116V115H111ZM114 116V115H113ZM236 116V119L234 118ZM28 117H29V115H28ZM32 116H30V118H31ZM37 118H38V116H36ZM40 114H39V119H40ZM99 118H100V116H98ZM97 117V118H98ZM102 117V116H101ZM117 117V116H116ZM239 117V116H238ZM252 117V116H251ZM255 117V118H256ZM36 118V119H37ZM42 118H43V116H42ZM44 118V119H45ZM65 118H66V122H68V123H64V120H65ZM71 118H72V120H71ZM104 118V117H103ZM102 118V119H103ZM106 118H107V116H106ZM109 118H111V117H109ZM108 118V119H109ZM115 118V117H114ZM117 118H119V117H117ZM117 118H116V120H117ZM246 118V119H247ZM255 118H253V119H255ZM34 120H35V118H33ZM32 119V120H33ZM43 119V120H44ZM47 119V121H48V123H49V120ZM56 119H58V120H56ZM76 119V118H75ZM105 119V118H104ZM108 119H106V120H108ZM112 119V118H111ZM252 119V118H251ZM30 119H28V121H29ZM38 120V119H37ZM37 120H36V122H37ZM46 120V119H45ZM53 120V121H54ZM68 120V121H67ZM112 120H115V119H112ZM120 120V121H121ZM195 120H197V121H199L200 120V123H196V124H194V122H196ZM41 121V120H40ZM119 121V122H120ZM122 121H124V120H122ZM134 121V120H133ZM256 121V119L253 121V122H255ZM34 122V121H33ZM111 122H113V121H111ZM115 122V121H114ZM118 122V121H117ZM116 122V123H117ZM259 122V121H258ZM261 122V121H260ZM40 124H41V122H39ZM105 123H107V122H105ZM134 123V122H133ZM154 123H156V124H158L159 126L157 127V125H155ZM256 123V122H255ZM263 123H264V121H263ZM65 124H68L67 126H64ZM114 124V125H113ZM118 124V123H117ZM120 124V123H119ZM124 125L126 124V122L125 123H123ZM130 124H131V122H130ZM198 124V125H197ZM42 125H43V123H42ZM107 125V126H106ZM121 125V124H120ZM133 124H131V126H132ZM119 126V125H118ZM122 126V125H121ZM134 126V127H135ZM38 127H41V126H38ZM45 126H43V127H41L42 129L44 128ZM128 127V126H127ZM130 127V126H129ZM128 127V128H129ZM156 127H157V129H156ZM32 128V129H31ZM40 128V129H41ZM101 128H103V129H101ZM123 128H124V126H123ZM132 128V127H131ZM44 129V130H45ZM120 129H122V128H120ZM129 130V129H128ZM130 132V131H129ZM42 134H40V135H42ZM104 134V133H103ZM104 134V135H105ZM124 134V135H123ZM131 134V133H130ZM106 140V141H105ZM105 142V143H104ZM184 142H186L185 144H184ZM109 145V144H108ZM107 145V146H108ZM173 145V146H172ZM144 146V147H143ZM67 147V148H68ZM150 147V148H149ZM73 148H72V150H73ZM65 149V148H64ZM75 150V151H76ZM108 150V149H107ZM67 151H69V150H66V152ZM75 151H72V153L73 152H75ZM63 152V151H62ZM82 152H83V154H82ZM133 153V152H130V153H133V154H138V153ZM175 152H174V154H175ZM181 152V153H182ZM255 152H260L261 153V155L258 157H256L255 156ZM70 153V152H69ZM68 152L67 153H65V156H66V154H69ZM91 154V157H90V154ZM167 153V154H168ZM74 154V153H73ZM78 153L76 152V154L75 155H77ZM143 154V155H144ZM172 154H173V152H172ZM62 156H63V154H61ZM60 155V158H62V156ZM69 155H72L71 153L69 154ZM140 154H138V156H139ZM258 155V154H257ZM56 156H57V158H56ZM68 156V155H67ZM79 156V155H78ZM133 156V155H132ZM138 156H137V158H134V159H136V162H137V159H138ZM160 156V155H159ZM162 156V155H161ZM160 156V157H161ZM169 156V155H168ZM178 156H179V153H178ZM64 157V156H63ZM70 157H73V156H70ZM70 157H68V162L67 163H69L70 161H69V158ZM76 157V156H75ZM135 157V156H134ZM140 157H142L141 155H140ZM145 157H146V155H145ZM163 157V156H162ZM164 157H167L166 155L164 156ZM177 157V156H176ZM60 158H59V160H60ZM65 158H67V157H65ZM114 158V159H113ZM168 158V157H167ZM170 158V157H169ZM175 158V157H174ZM178 158V157H177ZM72 159V158H71ZM74 159H76L77 160V157L76 158H74L73 157V163L72 162H70L71 164H72V167H75L74 165V163L76 162ZM133 159V160H134ZM141 159V158H140ZM139 159V160H140ZM147 159V158H146ZM145 158H144V161L146 160ZM162 159V158H161ZM166 159V158H165ZM164 159V160H165ZM62 160V159H61ZM149 160V159H148ZM157 160V161H156ZM211 160H213L214 161V163L213 164H210L209 162L211 161ZM261 160H262V162H261ZM72 161V160H71ZM75 161V162H74ZM132 161V160H131ZM130 161V162H131ZM142 161V160H141ZM140 161V164L141 163H143L144 161H142L141 162ZM166 162H168V159H166L165 160ZM173 161H176V163H177V160H173ZM59 162V161H58ZM57 162V163H58ZM146 162V161H145ZM149 162H151V161H149ZM149 162H147L148 164H149ZM159 162H162V161H159ZM169 162H172V161H169ZM62 163L64 164V162L62 161ZM69 163V167H70V164ZM165 163V162H164ZM163 163V164H164ZM62 164V165H63ZM95 164H97V165H95ZM110 164V163H109ZM133 164V163H132ZM138 164V163H137ZM147 164V165H148ZM162 163L160 164V165H163ZM168 164V163H167ZM172 164H174V163H172ZM0 165H1V163H0ZM57 165V164H56ZM61 165V163H60V166H62ZM68 164H66V162H65V167L67 168L68 166H67ZM112 165V164H111ZM144 165V164H143ZM7 166H10L9 167V169H7L8 167ZM11 166H15V169L13 170L12 168H11ZM43 166V167H42ZM50 166V165H49ZM59 165H57V167H58ZM141 166H142V164H141ZM185 166H182V165H180V167H185ZM2 167V166H1ZM0 167V168H1ZM50 167H55L54 165L53 166H50ZM64 167V168H65ZM97 167V168H96ZM101 167H103V166H101ZM106 167V166H105ZM112 167V166H111ZM135 167V166H134ZM166 167H168V166H166ZM5 168V167H4ZM11 168V169H10ZM32 168V169H31ZM36 168V169H35ZM49 168V167H48ZM107 168V167H106ZM109 168H110V166H109ZM144 168V167H143ZM177 168H179V167H177ZM207 168V167H206ZM34 169V170H33ZM55 169H57V168H55ZM59 170L60 169H63L62 167L61 168H58ZM70 169V168H69ZM69 169H67V171L69 170ZM136 169H137V165H136ZM145 169V168H144ZM154 169V168H153ZM262 169V170H263ZM70 170H74V169H70ZM104 170H106V169H104ZM103 170V171H104ZM108 171H109V169H107ZM110 170H111V168H110ZM116 170V169H115ZM163 170H164V167H163ZM162 170V171H163ZM170 170V169H169ZM168 170V171H169ZM175 171V174H177L176 173V168L174 169ZM186 170V169H185ZM188 170H190V169H188ZM206 170V169H205ZM204 170V171H205ZM52 171H53V168H52ZM57 171V170H56ZM112 171V170H111ZM111 171H110V173H111ZM121 171V170H120ZM161 171V172H162ZM167 171V170H166ZM166 171H165V173H166ZM178 171H179V169H178ZM183 171H184V169H183ZM182 171V172H183ZM187 171V170H186ZM192 171H194V172H192V173H195L196 175H197V173H198V171H195V170H192ZM30 172H33V174L32 173H30ZM45 172V173H44ZM66 172V171H65ZM99 172H102V170L100 171L99 170ZM113 172H114V169H113ZM112 172V173H113ZM121 172H123V171H121ZM127 172H125V173H127ZM208 172H209V170H208ZM29 173L30 174H32V175H35V176H32V175H29ZM36 173L38 174V175H36ZM47 173H50V169H49V172H47ZM46 173V174H47ZM103 173V172H102ZM115 173V172H114ZM127 173V174H128ZM149 173V172H148ZM156 173V174H157ZM168 173V172H167ZM179 173H181L180 171H179ZM190 173H191V170H190ZM203 173V172H202ZM253 173V174H252ZM259 173V172H258ZM51 174V173H50ZM49 174V175H50ZM53 175L55 174V173H52ZM96 174V173H95ZM99 174V173H98ZM116 174H117V171H116ZM115 174V175H116ZM121 174V176H122V173H120L119 172V175ZM127 174H123V176L124 175H126L127 176ZM131 174V175H132ZM151 174V173H150ZM161 173H159V175H160ZM174 174V173H173ZM183 174L186 176L187 175V173L185 174V171L183 172ZM49 175H46V176H49ZM52 175V176H53ZM159 175H157V176H159ZM172 175V174H171ZM199 175H200V173H199ZM203 175H205L204 173H203ZM45 176V175H44ZM45 176V177H46ZM126 176H124V177H126ZM128 176H129V174H128ZM152 176V175H151ZM173 176V175H172ZM177 176H179L178 174H177ZM181 177H182V174L180 175ZM190 176V175H189ZM195 176V175H194ZM193 175H192V177H194ZM51 177V176H50ZM161 177V176H160ZM167 177V176H166ZM198 177V176H197ZM263 177V176H262ZM98 178V177H97ZM120 178H122L123 179V177H120ZM129 177H126V180L128 179ZM132 178H134L133 180H135L136 179V181L138 182V180H140V179H138L137 180V178H139V176L136 178V177H132ZM145 178V177H144ZM151 178V177H150ZM182 178H184V177H182ZM187 178V177H186ZM202 178V177H201ZM203 178H204V176H203ZM264 178V177H263ZM47 179H49V177L47 178ZM89 179V178H88ZM95 180H96V178H94ZM130 179V178H129ZM147 179V178H146ZM164 179H165V177H164ZM163 179V180H164ZM213 179V178H212ZM84 180H86V179H84ZM157 180V179H156ZM155 180V181H156ZM188 180V179H187ZM202 181H203V179H201ZM205 180V179H204ZM48 181V180H47ZM78 181V180H77ZM102 181H104V179L102 180ZM162 181V180H161ZM160 181V182H161ZM165 181V180H164ZM164 181H162L161 183H159V184H161V185H159V186H161V187H163V188H165V187H167L165 184H167V183H165ZM185 181V180H184ZM189 181H191V180H189ZM193 181V180H192ZM192 181L190 182V183H192ZM199 181V180H198ZM206 181H207V179H206ZM206 181H204V182H206ZM260 181H261V178H260ZM259 181V182H260ZM83 183H84V181H82ZM88 182V181H87ZM132 182V181H131ZM168 182V181H167ZM186 182V181H185ZM195 182V181H194ZM196 182H197V180H196ZM195 182V183H196ZM203 182V183H204ZM209 182V181H208ZM258 182V183H259ZM51 183V182H50ZM100 183H101V181H100ZM126 183H127V181H126ZM133 183V182H132ZM156 183V182H155ZM187 183L191 186V184L189 183V182H186V185H187ZM198 183H201V182H198ZM202 183V184H203ZM213 183V182H212ZM254 184H255V187H256V185L258 186V185H261L263 182H260L261 184H257V182H253ZM252 183V184H253ZM86 184V183H85ZM147 184V183H146ZM145 184V185H146ZM152 184V183H151ZM206 184V183H205ZM249 184V183H248ZM251 184V185H252ZM46 185H47V183H46ZM123 185H124V183H123ZM126 185V184H125ZM154 185V184H153ZM198 184H196L195 185V187L197 186ZM201 185V184H200ZM200 185H198V186H200ZM204 185V184H203ZM203 185H201L200 187H202ZM159 186H157V187H159ZM207 186V185H206ZM206 186H204V187H206ZM209 186H210V188L211 189H213L214 190V188H213V186H211L210 184H209ZM208 186V187H209ZM248 187H245V188H247L248 190H250L249 189V186L250 185H247ZM254 186V185H253ZM253 186H250V187H252L253 188ZM263 186H264V184H263ZM262 185H261V187H263ZM46 187H48V185L46 186ZM79 187V186H78ZM122 187V186H121ZM154 187V186H153ZM204 187H202L201 188V190H199V191H202V189L204 188ZM231 187V188H230ZM258 187H260V186H258ZM258 187H256L257 188V190H256V188L254 189V190H256L257 191V195H259L260 193H259V191H262V190H264V189H262V190H259V189H261V187L260 188H258ZM62 188V187H61ZM126 188H128V187H126ZM197 188V187H196ZM199 188V187H198ZM234 188V187H233ZM264 188V187H263ZM48 188H46V189H44V191H46ZM78 189V188H77ZM83 189V188H82ZM95 189V188H94ZM209 189V188H208ZM207 189V190H208ZM210 189V190H211ZM242 189H244V188H242ZM61 190V189H60ZM127 190H129V189H127ZM206 189H205V192L207 191ZM210 190L208 191V192H210ZM213 190H212V192H213ZM241 190V189H240ZM253 190V189H252ZM40 191V192H39ZM79 191H81V190H79ZM89 191V190H88ZM161 191V190H160ZM233 190H231V191H229L228 193H229V195H230V193L232 194L233 192H232ZM237 191V190H236ZM235 191V192H236ZM247 191V190H246ZM83 192V191H82ZM158 192V191H157ZM204 192V191H203ZM204 192V193H205ZM208 192H206V193H208ZM215 192H217L216 190H215ZM215 192H213V194L215 193ZM249 192V191H248ZM254 192V191H253ZM264 192V191H263ZM263 192H261V193H263ZM45 193V192H44ZM72 193V192H71ZM76 193V192H75ZM77 193H79V192H77ZM156 193V192H155ZM172 193V192H171ZM174 193V192H173ZM202 193V192H201ZM203 193V194H204ZM221 193V192H220ZM227 193V192H226ZM237 193V192H236ZM238 193H240V192H238ZM237 193V195L238 196H240V195H242V194H238ZM251 193V192H250ZM83 194V193H82ZM81 194V195H82ZM117 194V193H116ZM120 194H122V193H120ZM126 194V193H125ZM153 194V193H152ZM178 194V193H177ZM191 193H189V195H190ZM193 194V193H192ZM194 194H195V191H194ZM212 194V195H213ZM217 193H215L214 195H216ZM223 194V193H222ZM254 194H255V192H254ZM254 194H250V195H254ZM41 195H43L42 194V192H41ZM75 195V194H74ZM78 195H80V194H78ZM86 195V194H85ZM92 195V194H91ZM123 195V194H122ZM126 195H129V194H126ZM166 195V194H165ZM196 195V194H195ZM194 195V196H195ZM197 195H198V193H197ZM208 195H209V193H208ZM207 195V196H208ZM213 195V196H214ZM217 195H219V194H217ZM216 195V196H217ZM224 195H225V193H224ZM224 195H221V196H224ZM228 194H227V196H229ZM233 195H235V193H233ZM245 195V194H244ZM250 195H248V196H250ZM261 195V194H260ZM264 195V194H263ZM76 196V195H75ZM88 196V195H87ZM121 196V195H120ZM155 196H158V195H155ZM167 196V195H166ZM193 196V195H192ZM205 196V195H204ZM203 196V197H204ZM221 196H219V199L221 198ZM226 196V195H225ZM231 197H234V196H232V195H230ZM246 196V195H245ZM43 197H44V195H43ZM71 197V196H70ZM69 197V198H70ZM83 197H84V195H83ZM114 197V196H113ZM116 197H117V195H116ZM152 197V196H151ZM190 197V196H189ZM196 197H201L200 195H198V196H195V199H196ZM211 197V196H210ZM241 197V196H240ZM240 197H234V198H236L237 200H238V198H240ZM262 197V196H261ZM260 197V198H261ZM80 198V197H79ZM89 198V197H88ZM88 198H86L87 199V201H88ZM107 198V197H106ZM120 198V197H119ZM122 198V197H121ZM155 198V197H154ZM161 198V197H160ZM160 198H158V200L160 199ZM204 198H209V196L208 197H204ZM203 198V200H205ZM211 198H213L212 200H214L215 202H216V204L218 203V202H220L219 200H218V196L217 197H211ZM211 198H209V199H211ZM222 198H225V197H222ZM222 198H221V201H222ZM234 198L232 199L233 201H234ZM246 198V197H245ZM250 199L252 198V197H249ZM248 198V199H249ZM254 198H255V196H254ZM72 199V198H71ZM70 199V200H71ZM123 199V198H122ZM157 199V198H156ZM180 199V198H179ZM192 199H193V197H192ZM198 199V198H197ZM196 199V200H197ZM201 198H199V200H200ZM208 199V201H210ZM228 199V198H227ZM230 199V198H229ZM240 199H242V198H240ZM247 199V200H248ZM129 200H130V197H129ZM133 200V199H132ZM157 200V201H158ZM162 200H166L165 198H164V196H163V198H162ZM161 200V202L163 203V205H157L159 202H160V200H159V202H154L155 203V205H157V210H160V212H159V214L163 217V219L164 220H166V221H164L163 219H162V217H160L161 218V220H163V221H161V220H159V218H158V220H156V219H154V218H156L155 216H154V214H153V218H152V220L150 221L151 222V226H150V231H151V235H153L154 236V243H156L157 245H158V248L157 249H161V247H162V245H166L167 244V247H169V248H167L169 251H171V255H172V257L173 258H175L176 260H175V263L177 262V263H179V264H223L224 262H226L225 260L227 259V260H229V261H227V262H230L231 264H236V262H237V260H234V259H232L233 258V256H232V254H234V253H230V252H228V253H230V254H228L226 251H222V252H219L218 251V253L216 252L217 251V249H218V247H217V249H216V251H215V249H212L211 247H206L205 246V241H207L210 237H212V236H215V238L217 237L219 240H220V243L219 244H221V242H222V238H226V241H227V236H229V235H234V236H237L238 237V239H239V237H241L240 235H238L237 234V231H235V230H233L234 229V226L232 227V229L230 228V226H228L231 230H233V231H235V233L233 232V231H229V229H227V226L226 227H224V226H222V227H224V229H226V231H227V233L229 234H227V235H225V234H222L223 232H220V234H216V232H214L213 230H212V232H213V234H212V232H211V234H209V233H207L206 231H205V228H204V225L207 227V220H206V218L204 217V215H207V218L208 217H210L212 214H215L216 216H217V218L218 219H223V223H224V221H225V219H227V216H225V212H223L224 210H227V209H229L230 207H232V206H230V204H228L230 207H227V204H226V206L225 205H223V203H222V205L219 207V208H216V206H215V208L217 209H215L216 211H213V212H211V211H209V209H207L206 210V208L208 207L207 205V207H205L204 208V210L202 209V215L200 214L201 212H200V210H198V214L199 215H201L200 217L201 218H198L197 217V219H193V221L191 220L192 219V216H190L189 214H187L186 213V211L183 209V207L181 208L180 206H179V208L177 207H173L172 209L170 208H167V207H169L168 206V204L167 203H165V202H163ZM170 200V199H169ZM190 200V202H191V198L189 199ZM194 200V199H193ZM195 200V201H196ZM231 200V201H232ZM236 200V201H237ZM242 200H244V199H242ZM39 201V200H38ZM80 201H81V199H80ZM84 201V200H83ZM125 201V200H124ZM131 201V200H130ZM226 201V200H225ZM228 201V200H227ZM231 201H229V203L231 202ZM249 201H251V200H248V203H250ZM42 202V201H41ZM59 202V201H58ZM72 202V201H71ZM111 202V201H110ZM134 202V201H133ZM160 202V203H161ZM212 202V201H211ZM235 202V201H234ZM254 202V201H253ZM39 203V202H38ZM64 203V202H63ZM68 203V202H67ZM73 203V202H72ZM105 203V202H104ZM123 203V202H122ZM132 203V202H131ZM131 203H129V204H131ZM145 203V202H144ZM157 203V204H156ZM171 203V202H170ZM169 203V204H170ZM205 203V202H204ZM228 203V202H227ZM238 203H239V201H238ZM243 203V202H242ZM248 203H245V201H244V204H248ZM87 204V203H86ZM85 204V205H86ZM110 204V203H109ZM172 204V203H171ZM193 204H195V202H193ZM198 204H200V203H198ZM197 204V205H198ZM207 204V203H206ZM232 204V203H231ZM240 204V203H239ZM244 204H243V206H244ZM41 205V204H40ZM43 205V204H42ZM67 205V204H66ZM69 205V204H68ZM76 205V204H75ZM79 205V204H78ZM104 205V204H103ZM112 205H113V203H112ZM116 205V204H115ZM196 205V204H195ZM195 205H192L193 207L195 206ZM210 205V204H209ZM211 205H213V204H211ZM235 205H237V204H235ZM44 206V205H43ZM89 206V205H88ZM87 206V207H88ZM111 206V205H110ZM126 206V205H125ZM128 206V205H127ZM126 206V207H127ZM130 206H133V205H130ZM172 205H170V207H171ZM201 205H199L198 207H199V209L200 208H203L202 206H204V205H202L201 207H200ZM241 206V205H240ZM86 207V206H85ZM86 207V208H87ZM90 207V206H89ZM210 207V206H209ZM237 207V206H236ZM1 208V207H0ZM122 208H124V207H122ZM129 208V207H128ZM128 208H126V211L128 210ZM132 208V207H131ZM137 208V207H136ZM213 208V207H212ZM210 209V210H214V209ZM238 208H240V207H238ZM106 209V208H105ZM108 209V208H107ZM194 209H196V208H194ZM231 209V208H230ZM233 209H235V208H233ZM247 209H248V207H247ZM0 210V211H1ZM43 210V209H42ZM125 210V209H124ZM129 210H131V209H129ZM133 210V209H132ZM131 210V211H132ZM221 210H223L222 211V213H221ZM236 210V209H235ZM125 211V212H126ZM130 211V212H131ZM134 211V210H133ZM218 211V212H217ZM231 211H232V209H231ZM240 212H238L237 210H236V212H237V214H236V217H238V218H243V216H245L244 215V212L246 211V209H244V207H243V210L240 208V210H239ZM114 212V211H113ZM122 212V211H121ZM135 212V211H134ZM154 212V211H153ZM152 212V213H153ZM189 212V211H188ZM204 212V213H203ZM206 212V213H205ZM234 212V211H233ZM233 212H231V213H233ZM235 212V213H236ZM253 212V211H252ZM252 212H251V214H252ZM116 213V212H115ZM123 213V212H122ZM128 213V212H127ZM156 213V212H155ZM225 213V214H224ZM250 213V212H249ZM151 214V213H150ZM194 214V213H193ZM227 214H230L229 212L227 213ZM234 214V213H233ZM250 214V215H251ZM253 214H254V212H253ZM115 215H117V213L115 214ZM125 215H126V213H125ZM156 215V214H155ZM159 215V216H160ZM194 215H196V214H194ZM215 215H213V216H215ZM235 215V214H234ZM248 215L249 214H247V217H248ZM249 215V216H250ZM158 216V217H159ZM231 216V215H230ZM254 216V215H253ZM256 216V215H255ZM232 217H233V215H232ZM235 216H234V219L236 218ZM246 217V216H245ZM251 217V216H250ZM259 217V216H258ZM257 216H256V218H258ZM213 219H214V217H212ZM230 218V217H229ZM254 217H252V218H250V220L251 221H255V219H253ZM110 219H111V217H110ZM208 219H210V218H208ZM231 219V218H230ZM230 219H227V220H229V222H230ZM261 219H262V216H261ZM260 219V217H259V220H261ZM196 220V221H195ZM214 220H216V218L214 219ZM236 220V219H235ZM246 220V219H245ZM264 220V219H263ZM116 221V220H115ZM157 221H158V223H157ZM247 221L248 220H246V223H247ZM258 221V220H257ZM135 222V221H134ZM210 222V221H209ZM220 223L222 222V221H219ZM242 222V221H241ZM240 222V223H241ZM250 222V221H249ZM260 222V221H259ZM262 222H264V221H262ZM108 223H110V222H108ZM112 223V222H111ZM213 223V222H212ZM220 223H218V221H217V224H220ZM239 223V224H240ZM245 223V224H246ZM258 223V222H257ZM29 225L30 224V227H32V228H37V227H43V228H46V229H43L44 230V232H45V230H49L50 231V228L52 229H55L56 231H58L57 233H53V230L51 231L52 233L51 234H49V236H44V237H49V239H43L42 238V235L41 234H38V231H34V229H33V233H34V236H36V238L33 236V235H31L32 233H29L28 234V232L27 231H25L26 229H25V227H26V225ZM222 224V223H221ZM228 224V222L226 221V225ZM229 224H231V225H234L232 222L231 223H229ZM237 225H238V223H236ZM242 224V226L244 227V226H246L245 224L243 225V223H241ZM250 224V223H249ZM264 224V223H263ZM102 225H104V223L102 224ZM210 225H212V224H210ZM236 225V226H237ZM253 225H254V223H253ZM258 225V224H257ZM125 226V225H124ZM201 226H203V227H201ZM241 225H239V227H240ZM242 226H241V229H239V230H242ZM251 226V225H250ZM250 226H248L247 225V227H250ZM256 226V225H255ZM107 227V226H106ZM111 227V226H110ZM114 227V226H113ZM258 227V226H257ZM263 228H264V225L262 226ZM31 228V229H32ZM61 228V229H60ZM129 228V227H128ZM145 228H146V226H145ZM256 228V227H255ZM261 228V227H260ZM207 229V228H206ZM211 229V228H210ZM235 229H236V227H235ZM238 229V228H237ZM243 229H245V228H243ZM247 229H249V228H247ZM250 229H252V228H250ZM27 230H28V228H27ZM39 230V229H38ZM106 230V229H105ZM110 229H108V231H109ZM130 230V229H129ZM246 230V229H245ZM244 230V231H245ZM24 231V232H23ZM29 231H31V230H29ZM55 231V232H56ZM114 231V230H113ZM138 231V230H137ZM209 231V230H208ZM250 231V230H249ZM252 231H253V229H252ZM74 232V233H73ZM116 232V231H115ZM120 243H121V247H122V253H123V255L125 256V254H126V249H125V245H127V247H128V244H133V245H135V246H137L136 244H139L140 245V240H139V242H138V240H137V234H139V233H136V231L134 232H127L126 231V229H124L123 227L120 229ZM149 232V231H148ZM238 232H243V231H238ZM40 233H42V231L40 232ZM47 233V232H46ZM46 233H44V235L46 234ZM143 233V232H142ZM174 233V237H173V234ZM178 233H181V234H178ZM240 233V234H241ZM254 233L256 234V232L254 231ZM119 234V233H118ZM169 235V238H167V237H165L166 235ZM175 234H177L178 235V237H179V235H181V237L180 238H176L175 237ZM257 234H259V233H257ZM263 234H264V232H263ZM47 235V234H46ZM142 235V234H141ZM184 235H186L184 238H183V236ZM253 234H252V232H251V236H252ZM258 236V235H257ZM264 236V235H263ZM82 236H80V238H81ZM143 237V236H142ZM152 237V236H151ZM111 238V237H110ZM139 238H140V236H139ZM153 238V237H152ZM164 238H165V240H164ZM167 238V239H166ZM182 238V239H181ZM216 238V239H217ZM242 238V237H241ZM254 238H256L255 236H254ZM259 238V237H258ZM257 238V239H258ZM262 238V237H261ZM264 238V237H263ZM262 238V239H263ZM35 239V240H34ZM82 239V238H81ZM212 239V238H211ZM257 239H254V240H257ZM79 240V239H78ZM116 240H118V239H116ZM115 240V241H116ZM164 240V241H163ZM213 240V239H212ZM218 240V241H219ZM230 240V239H229ZM246 241V239H244V238H242L241 239V241ZM260 240V239H259ZM264 240V239H263ZM71 241H73V242H75V243H71ZM142 241V240H141ZM231 241V240H230ZM230 241L229 242H226V244L227 243H230ZM239 241V240H238ZM248 241H249V239H248ZM258 241V240H257ZM118 242H119V240H118ZM165 242V243H164ZM213 242V241H212ZM215 242L216 241H214V244H215ZM237 242V241H236ZM250 242H253V240L251 241L250 240ZM86 243V242H85ZM119 243V244H120ZM144 243V242H143ZM147 243V242H146ZM211 243V242H210ZM217 243V242H216ZM233 243V242H232ZM231 243V244H232ZM242 243V242H241ZM88 244V243H87ZM99 244V243H98ZM106 244V243H105ZM142 244V243H141ZM206 244H208L209 245V243H206ZM225 244V243H224ZM223 244V246L225 247V245ZM84 245V244H83ZM92 245V244H91ZM153 245V244H152ZM151 245V246H152ZM211 245H213L212 243H211ZM228 245H230V244H228ZM238 245V244H237ZM242 245H243V243H242ZM251 245V244H250ZM90 246V245H89ZM146 246V248L148 247L147 245H145ZM150 246V245H149ZM151 246L149 247V249L151 248ZM222 246V245H221ZM220 246V249L222 250V248L223 249H227V246L224 248V247H221ZM239 246V245H238ZM256 246V245H255ZM104 247V246H103ZM107 247V246H106ZM110 247V246H109ZM140 247V246H139ZM154 248H155V244H154V246H153ZM152 247V249H154ZM157 247V246H156ZM204 247V248H203ZM230 247V246H229ZM228 247V248H229ZM233 247V246H232ZM240 247V246H239ZM247 247V246H246ZM252 247V246H251ZM99 248V247H98ZM130 248V247H129ZM129 248H128V251L130 252V250H132V249H130L129 250ZM135 248H137L136 250H138V247H135ZM143 249H144V247H142ZM145 248V249H146ZM165 248V249H166ZM234 249H236V247H233ZM232 248V249H233ZM241 248H245V247H241ZM42 249V250H41ZM101 249V248H100ZM103 249V248H102ZM142 249V250H143ZM156 249V248H155ZM154 249V250H155ZM157 249H156V252L158 253V251H157ZM231 249V248H230ZM237 249H239V248H237ZM250 249H252V248H250ZM98 250V249H97ZM140 250V249H139ZM153 250V251H154ZM162 250V249H161ZM164 250V249H163ZM162 250V251H163ZM168 250H164L165 252H166V254H167V251ZM241 250V249H240ZM245 250H246V248H245ZM254 250V249H253ZM261 250V249H260ZM141 251V250H140ZM147 251V250H146ZM150 251V250H149ZM153 251H151V252H153ZM229 251H231V250H229ZM235 251V250H234ZM239 251V250H238ZM247 251H248V249H247ZM246 251V252H247ZM113 252V251H112ZM128 252V253H129ZM132 252V251H131ZM135 252V251H134ZM138 252V251H137ZM137 252H135V254L137 253ZM143 252H145L144 250H143ZM160 252V251H159ZM236 253H237V251H235ZM242 252V251H241ZM140 253V256H141V253H142V251L141 252H139ZM154 253V252H153ZM245 253V252H244ZM95 254V253H94ZM121 254V253H120ZM148 254V253H147ZM164 254V253H163ZM163 254H161V255H163ZM240 254V253H239ZM242 254V253H241ZM78 255L80 256V259L79 260H77L76 258L78 257ZM127 255H129L130 256V254H127ZM132 255V254H131ZM145 255H146V253H145ZM151 255V254H150ZM154 255H155V253H154ZM160 255V253H159V256H161ZM165 255V254H164ZM77 256V257H76ZM122 256V255H121ZM133 256H135V255H133ZM137 257H140L139 256V254L138 255H136ZM143 256H144V254L142 255V258H143ZM149 256V255H148ZM166 256H168V254L166 255ZM239 256V255H238ZM240 256H242V255H240ZM245 256V255H244ZM76 257V258H75ZM113 257V256H112ZM120 257V256H119ZM131 257V256H130ZM130 257H128L129 259H130ZM147 257V256H146ZM151 257H152V255H151ZM155 257V256H154ZM148 258V257H147ZM146 258V259H147ZM150 258V257H149ZM148 258V259H149ZM155 258H157V256L155 257ZM159 258V257H158ZM170 258V256L167 258V259H169ZM231 258V259H230ZM240 258H242V257H240ZM250 257H247V259H249ZM129 259H127V262H128V260ZM138 259H140V258H138ZM147 259V261L149 262V260ZM160 259V258H159ZM162 259V258H161ZM235 259H237V257H235ZM243 259V258H242ZM242 259H240V260H242ZM81 260V261H80ZM117 260V259H116ZM150 260H153V258H151ZM170 260H172V259H170ZM170 260L168 261V262H170ZM244 260H245V258H244ZM108 261H110V264H116V261H114L112 258H110ZM118 261V260H117ZM126 261V260H125ZM145 261L146 260H144V263H145ZM158 261V260H157ZM163 261H166L165 259H163ZM174 261V260H173ZM172 261V262H173ZM139 262V261H138ZM153 262V261H152ZM152 262H150V264H152ZM162 262V261H161ZM168 262H167V264H168ZM172 262H170V263H172ZM240 262V261H239ZM130 263V262H129ZM131 263H133V261L131 262ZM140 263V262H139ZM141 263H143V261L141 262ZM157 264H158V262H156ZM163 263H166V262H163ZM169 263V264H170ZM229 263V264H230ZM126 264V263H125ZM135 264V263H134ZM145 264H147V263H145ZM154 264V263H153ZM159 264H160V262H159ZM173 264H174V262H173Z\"/></svg>",
    "mask_w": 264,
    "mask_h": 264
},
{
    "label": "rangeland",
    "instance_id": "obj_2",
    "mask_svg": "<svg viewBox=\"0 0 264 264\" xmlns=\"http://www.w3.org/2000/svg\"><path fill=\"white\" fill-rule=\"evenodd\" d=\"M2 1V2H1ZM22 0H19V3H21V5H19L18 4V2H17V0H0V13L1 12H3V11H5V10H7L6 8H9L8 9V11H6L4 14H0V22H6V23H9L11 20V18H12V20H14V19H16L15 21H17V22H20L19 20H21L22 18L20 17V16H22L23 17V20L20 22L21 24H23V26H26L24 29V31L26 32V34L28 35V33L30 34V35H28V36H30V37H32V38H34V39H38V41L40 42V39H41V42L40 43H43L44 41H47L46 43L48 44V43H50V42H52V43H50V44H52V46L50 45V44H46L45 42V44H46V46H48V47H46V50H47V48H48V50H50L49 48H51V47H53L54 49H52L53 51H52V54L53 55H55V56H50V54H51V52H50V54H49V51L47 52L49 55V57H51L50 59L52 60L51 61V63L52 64H49V66H48V71H47V68L45 69V70H41V73H43V74H45V75H43V74H41L40 73V77H41V80H42V82H49V83H46L47 85H45V83H44V85L45 86H53L54 87V85L55 84H57L56 82L58 81L57 79L54 81V79H55V77H54V75H53V73H56V71H58V67L56 66V65H60L61 63L60 62H62L63 63V66L64 65H67L66 67L68 68H65V70L67 69L68 71H73V69H75V70H77V72L78 73H80L81 72V70H80V68L81 67H84V69H88L87 71H88V73H93L94 75L95 74H98L96 77L99 79H103L104 80V82H102L100 79L99 80H97L96 81V83H97V85L95 84V85H93V84H91V83H89V84H91V85H88V84H84V83H82L83 85H81V89H80V86H79V90L77 89L78 88V86L75 88L74 87V85H73V83H71L70 82V84H68V85H66V86H64V88L65 87H67V86H69V85H71V86H69V87H67L66 88V90H64V88L62 87V86H60V87H58V91H56V93L57 94H59L58 96L60 97V96H62V97H60L59 99H57V94L55 93L54 95L53 94H50L49 95V97H47L48 95L46 94V93H44L43 94V92L41 91V93L39 92V89L37 90L36 89V86L34 87V86H31L30 84L28 85L27 83H26V86L24 87V91H23V89H22V91H23V94L21 93L20 95H19V93L20 92H22V91H20V92H18L17 93V95H18V97L16 96V95H12L13 97V99H15L14 100V103H16V104H18V103H20L21 105H26L25 103H27V106L26 107H28V105H31V106H29L28 108L30 109V111L31 112H29V110L27 109V108H25L24 107V109L22 110V112L24 113L25 112V114H24V118L26 117V118H28V119H30L29 121H28V119H26V121L28 122V124H30V121H31V123H33V124H31V126L33 127V131H34V127H35V130L37 131V133H38V135H39V137L41 138L42 136H43V134H45L42 138H43V140H44V137H46V139L48 138V140H50L51 138H54V139H56L54 136L56 135V133H54L53 134V137H52V135H48V136H46L47 135V133L46 132H48V131H46V129L45 128H47L48 126L47 125H51L52 124V122H54V123H56L55 122V120L53 121V120H49L47 117L45 118V116H48L49 114H52L53 115V113H52V111L49 109L51 106L52 107H55L56 106V104L57 103H61V101L63 100L62 98H64V97H69L68 99H67V101H66V99L64 98V102L62 101V103L63 104H68V106L70 107V110L72 111V112H69V115H68V117L67 118H70V116H72L71 115V113L73 114V116H75V118L74 117H72L73 118V120L74 121H76L77 120V115L75 114V113H77V110L76 109H78L79 108V106H81L82 105V107H81V109L80 110H84V107L86 106V102H88V101H86V96H92V97H90L89 98V102L87 103V108H89V111H88V109H86L85 108V110L84 111H87L86 113H90L91 111V113H92V117L94 118L95 117V115H96V117L94 118V119H96V121L98 120H100L99 122H98V124L100 125H104V124H112V123H114V124H116V125H114V126H116L119 130H121V131H123V129H124V132L123 133H125L126 135H128V136H130V137H132V130L134 129V131L133 132H135V129H136V127L137 126H135V118H136V115L134 116L135 118H133L132 117V120H130V121H128V120H126V119H124V118H122V120H124V121H122L121 120V117H123V116H121L123 113H126V112H129L130 110H127L128 108L129 109H131V111H133V108L135 109V106H133V104H134V102L132 103L131 101H134V96L132 95V94H134L133 92H132V90L129 92V94H130V96L131 97H127V95L125 96V95H122V97H124L123 98V100H125V101H123L122 100V102L124 103V105H123V103L121 104L120 102H119V97L117 96V97H115L114 95H116V92H119L118 90L119 89H117V88H115V87H119V85H118V83L116 84L115 83V81H117V79H116V75L117 76H119V75H123V73H124V75H127V74H125L126 73V71H130L129 69H132L133 70V68H134V61H130V60H134V59H132V57L131 56H133V49L132 50H128V51H131L130 52V54H129V52L127 53V48H128V46L130 45H132L129 41H127V40H130L131 42H132V40H133V42H134V39H136V37L138 36V34H137V30H136V27H135V23L136 22H134V20H135V18H134V13H135V11H136V9L138 10V7H143L142 8V21H144V19H145V21H148V19L147 18H149V16H150V18H156L155 20L154 19H150V21H148V22H146V23H144V26L145 27H147L146 28V30L148 31V29H149V27L148 26H146V24H155V23H157V22H159V23H157L158 25L160 24V22L161 21H163V18H165L164 19V22H161V23H164V24H161V25H159V28H161V29H163L164 30V34H167L166 36L163 34V30L162 31H159L158 32V34H156V36H155V39L156 38H158L156 41H158V42H160V35L164 38V39H166V40H168V39H171V40H169V41H173L174 39V41H176L177 39V41L179 42V39H186L187 38V40L189 39V36L190 35H192L193 34V31H194V29L192 30V28L191 29H189V32H190V30H191V33H190V35H189V32L187 33V31H188V28H190V26H189V24L187 23H185L186 25H187V27H186V25L185 26H181L182 28V30L180 29L179 30V32L178 33H180V34H177V36L179 35V37H181L182 35V37L181 38H179V37H176L175 35V37L174 36H171V35H173V33H171V32H169V30L170 29H168L169 28V25L165 28V26L167 25V22H168V24H170L169 23V20L170 21H172V18L173 17H177V15L179 14V15H181V13H186L187 12V15H189V13H190V17H191V19H190V25H191V27H193L192 25H195L196 24V26H198L199 25V27H197V28H199L198 29V31H197V29H195V31H197V32H194V34L193 35H195V33H197V35H195V36H197V37H202L201 38V41H203V42H205L206 41V38L208 39L206 42H205V45H202V46H204V47H206L207 48V50L209 51V52H207V51H205L206 53H210V54H207V55H209V59L208 60H206L204 63H198L199 65H202L201 66V68H203V70L205 69V70H212V71H216V72H225V71H222L223 69H227V72H229V70H231L230 68H232V67H230V66H232V64L234 65V63H235V65H240L241 67H243L244 66V68H247V70H249L248 72L249 73H253V70L254 69H257V70H254V74H252V76H254L255 75V73L256 74H261V68L255 63V65H257L258 67H256L255 65H254V63H252V59H250V58H252L253 57V59L254 58H260L261 56H263L264 57V51H261V50H259V49H256L257 50V52H258V50L260 51V52H258V54L257 55H255V53H256V50H255V48H254V46L253 45H246V43H244V42H242V40L241 39H239V37L241 38V36L242 35H244V34H246V33H250V32H252V34L254 33L255 34V36H257L258 38H260L261 37V39L263 38L264 39V30L262 29H259V31H258V27L259 28H262V27H260V26H262L261 24H257V23H255V24H257L256 25V27H255V24L253 23V22H250V24L252 25H249L248 26V23L246 24V21H243L244 19H246V16H248V15H250L251 14V11L250 10H248L247 12L249 13L248 15H247V12H246V10L244 11V9H241V8H237V9H235V8H227V6L226 5H223V4H217V6H216V3H212L213 1L212 0H179V1H177V0H100V3H99V0H93V2H94V4H96V5H99V7L97 8V9H99V10H97L96 12H94L93 14H91V13H89V14H91L89 17H88V19H90L91 20V22L89 21V24L91 23L92 24V26H94L93 28H95L94 30H96L97 29V33H99V34H101L102 35V37H103V35L105 36V37H107L108 35H107V32H108V34L111 36V38L110 37H107V42L108 43H112L113 44V41L115 40V39H117V40H115V42H114V45H115V43H116V45L114 46V48L113 49H106V52L104 53V54H96L93 50H91L92 49V42L90 43H86L85 44V46H84V48H85V50H87V53L89 54H91L90 55V57H89V55L87 54V56H83L82 58H81V56H79L80 54H77V51H78V48L80 47V46H82V38H81V28L79 27V24L78 23H75V21H73L75 18H73L74 16H72V6H73V4L76 2V3H79L80 2V0H23L22 2H21ZM48 1V2H47ZM79 1V2H78ZM139 1H141L140 2V6H139ZM143 1V2H142ZM151 1V2H150ZM197 1V2H196ZM206 1H209L208 3L206 2ZM215 1H218V0H215ZM226 3H228V2H230V1H236V0H224ZM11 2V3H10ZM97 2H98V4H97ZM146 2V3H145ZM185 2V3H184ZM199 2V3H198ZM203 2V3H202ZM142 3V4H141ZM212 3V4H211ZM13 4V5H12ZM19 6H18V5ZM80 4V3H79ZM78 4V5H79ZM143 4H145L146 5V9H145V5H143ZM30 5H33V6H31L30 7ZM143 5V6H142ZM201 5V6H200ZM205 5V6H204ZM3 6V7H2ZM10 6V7H9ZM21 6V7H20ZM34 6H36L37 8H35ZM80 6H81V4H80ZM125 6H127V7H125ZM187 6V7H186ZM210 6H212V7H210ZM20 7V8H19ZM25 7V8H24ZM27 7H29V8H33L34 10L36 9L37 10V12L39 13H37V12H35V11H33L32 9H30V10H32V11H28V9L29 8H27ZM39 7V8H38ZM186 7V8H185ZM208 7V8H207ZM209 7L211 8L210 10H213V11H215L216 9V11H221V13H222V11H224L225 13H226V16H225V14L223 15V14H221L222 15V17H221V20L223 19V17H224V19L222 20V23H218V27L219 28H224V29H226L227 28V26H228V29L231 27V25H232V27L229 29V32H228V29H226L225 31L223 30V29H219L218 27H217V24H216V22H215V24H214V22L212 23L209 19H207V18H205V15H206V13L208 12V11H210V10H208L209 9ZM13 8V11H12V13L14 12V14H12L11 13V10L10 9H12ZM106 8V9H105ZM111 8V9H110ZM170 8V9H169ZM174 8V9H173ZM26 9V10H25ZM47 9V10H46ZM104 9V10H103ZM155 9V10H154ZM168 9V10H167ZM215 9V10H214ZM225 9V10H224ZM235 9V10H234ZM51 10V11H50ZM53 10H54V12H53ZM106 10V11H105ZM109 10V11H108ZM116 11L115 13H114V11ZM148 10H149V12H148ZM164 10V11H163ZM188 10V11H187ZM196 12H195V11ZM208 10V11H207ZM26 11V12H25ZM28 11V12H27ZM99 11V12H98ZM129 11V12H128ZM154 11H157V12H154ZM168 11V12H167ZM194 11V12H193ZM230 11V12H229ZM241 11H243V12H241ZM29 12H35L36 14L34 15V13H32L33 15L31 16V15H29V14H31V13H29ZM53 12V14H51ZM120 12V13H119ZM125 12L127 13V15H128V17H127V15L125 14ZM134 12V13H133ZM146 12V13H145ZM151 12H153V13H151ZM180 12V13H179ZM198 12V13H197ZM223 12V13H224ZM20 13V14H19ZM28 13V14H27ZM43 13V14H42ZM45 13V14H44ZM87 12H86V14H88ZM132 13V14H131ZM145 13V14H144ZM167 13H169V15L167 14ZM171 13V14H170ZM175 13H178L177 15H174ZM201 13V14H200ZM205 15H204V14ZM228 13V14H227ZM234 13V14H233ZM236 13V14H235ZM49 14L51 15V16H49ZM150 14V15H149ZM155 14H158V15H156V16H158V17H161V18H158V17H156L155 16ZM196 14V15H195ZM2 15H5L4 17L6 18H4ZM7 15H10V16H7ZM14 15V16H13ZM18 15H19V17H18ZM46 15H48V16H46ZM95 16L94 18H92L93 16ZM115 15V16H114ZM129 15L130 16H132V17H130L131 19H129V21L127 20L128 18H129ZM146 15V16H145ZM149 15V16H148ZM155 16V17H153V16ZM172 15H173V17H172ZM178 15V16H179ZM201 15V16H200ZM7 16V17H6ZM12 16V17H11ZM18 18H20V19H18L17 20V17ZM24 16H26V17H24ZM31 16V17H30ZM39 16V17H38ZM41 16V17H40ZM44 16V17H43ZM121 16V17H120ZM124 16V17H123ZM172 18H171V17ZM234 16H236V17H234ZM9 17V20H7V18ZM13 17H16V18H13ZM35 17V18H34ZM100 17V18H99ZM112 17H114V18H112ZM127 19H126V18ZM169 17V18H168ZM189 17V18H190ZM200 17V18H199ZM204 17V18H203ZM234 17V18H233ZM27 18V19H26ZM30 18V19H29ZM43 18V19H42ZM98 18L100 19V20H98ZM111 18V19H110ZM117 18V22H115V21H113L114 19H116ZM121 18H124V19H121ZM241 18V19H240ZM96 19V20H95ZM108 19H110V22H107L108 21ZM113 19V20H112ZM119 19V20H118ZM134 19V20H133ZM159 19H160V21H159ZM199 21V23H197V22H193L192 23V21ZM202 19H204V20H202ZM205 19H207V20H205ZM225 19H227V20H225ZM5 20H7V21H5ZM26 20V21H25ZM72 20V21H71ZM105 20V21H104ZM111 20L113 21V23L112 24H115L114 26H116V28L114 27V26H112V28H110V26H109V29H108V27H107V24H109V25H112V24H110L111 23ZM132 20V21H131ZM151 20H154V21H152L151 22ZM166 20H168V21H166ZM221 20H220V22H221ZM241 23V25H239L240 23L238 22V21ZM9 21V22H8ZM23 21H25V23L26 24H28V27H29V29L27 28V25H25V23L23 22ZM30 23H32L31 25L32 26H30V24H29V22ZM44 21V22H43ZM49 21V22H48ZM93 21V22H92ZM100 21V22H99ZM123 21H125V23L127 22V23H129V24H127L126 23V26L124 25V22ZM136 21V20H135ZM157 21V22H156ZM207 21H209V22H207ZM243 21V22H242ZM28 22V23H27ZM97 22H98V25L102 22V23H106V24H100V26H99V28L97 27ZM115 22V23H114ZM132 22V23H131ZM217 22H219V21H217ZM225 22V23H224ZM234 22V23H233ZM238 22V24H235V23H237ZM248 22V21H247ZM39 23V25H37ZM59 23V25H62L60 28H62V30H63V28H64V30H65V33H66V36L64 35V30L61 32V30H60V28L58 27L59 25H57V24ZM94 23V24H93ZM118 23H123V24H120V26H119V24ZM208 23V24H207ZM211 23V24H210ZM228 23V24H227ZM232 23V24H231ZM245 25H243V24ZM253 23V24H252ZM33 24H34V26H33ZM40 24H43V25H40ZM54 25V27L52 26V25ZM55 24L57 25V26H55ZM78 24V25H77ZM88 24V25H89ZM90 24V25H91ZM135 24V25H134ZM198 24V25H197ZM209 24H210V26H209ZM224 24H226L225 25V27H224ZM96 25V26H95ZM130 25H132V26H130ZM149 25V26H150ZM165 25V26H164ZM206 25V26H205ZM212 25H214V26H216L218 29H216V27H214V26H212ZM222 27H221V26ZM234 25V26H233ZM237 25H238V28H237ZM254 25V26H253ZM38 26H41V27H37ZM53 27V31H52V33L50 32V30H52V27ZM105 26L107 27L106 29H107V31H106V29H105ZM127 27H129V28H127V31H126V28ZM134 26V27H133ZM196 26H194V28H196ZM202 26L203 27H205V31H204V29L202 28ZM209 26V27H208ZM244 26V27H243ZM33 27V28H32ZM34 27H36V28H34ZM50 27H51V29H50ZM100 27H102V30L103 29H105V30H101V28ZM114 27V28H113ZM120 28V30H119V28ZM123 27V28H122ZM145 27H144V29H145ZM184 27H186L185 29H184ZM201 27V28H200ZM207 27V28H206ZM210 27L212 28V27H214L213 28V30L215 31V33H212L213 32V30H211L210 29ZM236 27V28H235ZM44 28V30H46V31H49L50 33H48V32H42L43 29ZM46 28V29H45ZM55 28V29H54ZM56 28H57V30H56ZM80 28V29H79ZM232 28H235L236 29V31H235V29H234V31H233V29ZM244 28H245V30H244ZM256 28V29H255ZM28 29V30H27ZM32 29V30H31ZM36 29L38 30V31H36ZM39 29H41L40 31H39ZM58 29H59V32H61V33H63L62 34V36L61 35H59V38H60V36H61V38L63 39V44H60L59 43V41L57 40V34H56V32L55 31H57L58 32ZM112 30L111 31V34H110V32H109V30ZM125 29V30H124ZM130 31H129V30ZM135 29V30H134ZM157 29V28H156ZM155 29V30H156ZM209 29H210V31H209ZM241 29V30H240ZM247 29V30H246ZM27 30V31H26ZM29 30H30V32H29ZM132 30H133V32L135 33H132ZM145 30V31H146ZM185 30V32L184 33H186V34H183V31ZM220 30H222V31H220ZM230 30H232V32L233 33H235L236 32V34H235V38H233L234 37V34H229L231 31ZM261 30V31H260ZM32 31H33V33H32ZM35 31H36V33H35ZM99 31V32H98ZM106 31V32H105ZM114 31V33H113V35H112V32ZM117 31V32H116ZM124 31H126V32H124ZM129 31V36H128V34H127V32ZM165 31H166V33H165ZM211 33V34H213V35H211L209 32ZM217 31H219V33L217 34L216 32ZM239 31V32H238ZM2 33H4L3 35H2V37H3V39H6L7 41H9V39L10 40H12L14 37H16L17 35H16V33H14V32H12L11 33V31L9 32V31H7V33L5 32V31H1ZM0 32V33H1ZM53 32H54V34H56V35H53ZM120 32L122 33H126L127 34V36L124 38V37H122L121 36V34H120ZM168 32V33H167ZM201 33V35L199 36V34ZM205 32H206V34H205ZM221 32V33H220ZM224 33V35H222L223 33ZM231 32V33H232ZM12 35H11V34ZM32 33V34H31ZM38 33H39V35H40V39H39V35H38ZM41 33H43L44 35L43 36H41L42 34ZM47 33H48V35H47ZM130 33H132V36H131V34ZM154 33H155V31H154ZM171 34V35H168V34ZM36 34V35H38V37L36 38L34 35ZM47 36H46V35ZM106 34V35H105ZM117 36H116V35ZM209 34V35H208ZM215 34V35H214ZM217 34V35H216ZM227 34H229V35H227ZM32 35V36H31ZM51 35H53V36H51ZM63 35H64V38H63ZM134 35V36H133ZM135 35H137L136 37H135ZM160 37H158V36ZM164 35V36H163ZM187 35V36H186ZM189 35V36H188ZM204 35V36H203ZM262 35H263V37H262ZM48 37L49 39L47 40V38L46 37ZM113 36H115V37H113ZM120 36V37H119ZM131 36V37H130ZM168 36H170V37H168ZM206 36H208V37H206ZM212 36H214V39L212 38ZM218 38H221V39H224V36H226L225 38L226 39H224L225 41L226 40H228V42L230 41L229 39H231V36H233L232 38V40H231V44H232V46H231V44L230 43H228V42H225L224 41V44H223V46L226 48V47H228L229 45L231 46V49L229 50L228 48H224V49H221V51H220V47L217 45V47H219V53L216 51L217 50V48H216V44H218L219 43V40L217 41L216 39H217V37ZM222 36V37H221ZM227 36H229V37H227ZM237 36H239V37H237ZM8 37V38H7ZM11 37V38H10ZM43 37H45V39L46 40H43L44 38ZM51 37H53V38H51ZM112 37H113V40H112ZM118 37V38H117ZM173 37V38H172ZM210 37V38H209ZM51 38V39H50ZM56 38V39H55ZM109 38L112 40H109ZM115 38V39H114ZM122 39V38H124L125 39V42H124V39H123V41L122 40H118V39ZM126 38H130V39H126ZM163 38H161L162 40H164ZM216 38V39H215ZM239 40H238V39ZM1 39V38H0ZM55 39V40H54ZM154 39V40H155ZM203 39V40H202ZM211 39V40H210ZM42 40H43V42H42ZM51 40V41H50ZM210 40V41H209ZM216 40V41H215ZM241 40V41H240ZM121 41V42H120ZM165 41V40H164ZM200 40H198V43H201L202 44V42H199ZM209 41V42H208ZM237 41V42H236ZM120 42V43H119ZM128 42H129V45H128ZM213 44V49L211 50V48H212V45H211V43ZM2 43H4V41L2 40V41H0V44H2ZM62 43V42H61ZM119 43V44H118ZM123 43V44H122ZM125 43H127V46L125 45ZM207 43H208V45H207ZM215 43V44H214ZM228 44V46L226 45V44ZM234 43H236V44H234ZM238 43H240V44H238ZM242 43L243 44H245V46H247L246 48H245V46L243 45L242 46ZM91 44V45H90ZM204 44V43H203ZM209 44H210V46H209ZM238 44V45H237ZM120 45H122L123 47H121ZM125 45V46H124ZM226 45V46H225ZM238 47H237V46ZM239 45H240V47H239ZM51 46V47H50ZM86 46H87V48H86ZM90 46V47H89ZM130 46H129V49H131L130 48ZM149 46V45H148ZM230 46H229V48H230ZM235 46V47H234ZM242 46V47H241ZM252 46V47H251ZM58 47V48H57ZM123 48L122 50V52L123 53H119V51H120V49L121 48ZM124 47H125V49H124ZM211 47V48H210ZM91 48V49H90ZM118 48V49H117ZM215 48H216V50H215ZM236 48V49H235ZM239 48V49H238ZM248 48H249V50H248ZM228 49V50H227ZM241 49V50H240ZM252 49H254L253 50V52H250V51H252ZM69 51V52H71L70 54H71V56H70V54H69V56L68 55H64V52H66V51ZM108 50V51H107ZM115 50H118V54H117V51H115ZM124 50L126 51V53H127V55H125L124 54ZM222 50H224L223 51V53H222ZM228 52H227V51ZM235 50H237L238 51V53H237V51H235ZM59 51V52H58ZM111 51H113L112 53H111ZM211 51V52H210ZM227 53H226V52ZM230 51V52H229ZM231 51H232V53H236V54H234V56H235V58H234V56H233V54L231 55L230 53H231ZM234 51V52H233ZM242 51H243V53H242ZM56 52V53H55ZM92 52H93V54H92ZM116 52V53H115ZM214 52H215V54H214ZM262 52H263V55H262ZM95 53V54H94ZM98 53V52H97ZM115 55H114V54ZM212 53V54H211ZM218 53V54H217ZM226 53V54H225ZM241 53V54H240ZM248 54V56H245V54ZM250 53V54H249ZM252 53V54H251ZM254 53V54H253ZM259 53H261V54H259ZM51 54V55H52ZM57 54V55H56ZM112 56H111V55ZM120 54H121V57H120ZM122 54H124V55H122ZM128 54L130 55L129 57H128ZM220 54V55H219ZM223 54H225V56H228V57H226L225 58V61L224 60H221L222 58H221V55H222V57H225V56H223ZM229 54V55H228ZM239 54V55H238ZM243 54V55H242ZM246 54V55H247ZM2 55V56H1ZM0 55V59H4V60H6V61H10L11 63H13L12 65L10 64V66H12V67H15L14 66V63H15V61H14V59H8V58H10L8 55H5V54H1ZM107 55V56H106ZM108 55L110 56L109 57V59H108ZM115 56V58H117V56L119 57V59H118V61H120V65L122 66H118L119 65V62L117 61V59H115L114 58V56ZM162 55V56H161ZM199 55H201V53H198V54H196V55H192V60H194L193 62H195V61H199V59H202V56L201 57H199ZM215 56L216 55V57H217V59H215V57H214V59H212V56ZM252 55V56H251ZM259 55V56H258ZM66 56H67V58H66ZM92 56V57H91ZM95 56V58H96V60H94L93 59V57ZM97 56V57H96ZM125 56V57H124ZM159 57H157V59H155V61L154 62H151V64L153 65L154 64V66H151V70L153 69V71H154V73H164V72H166V71H161L160 70V68L162 67H164V69L166 68V69H168V68H170V69H174L175 67H177V66H181L180 64H182L183 62L185 63L188 59H190V58H188L189 56H187V58H186V56H181V58H174L173 57V59L174 60H176V61H174L171 57L172 56H169V54H167V57H166V55H163V54H159L158 55ZM168 58L167 59V61H166V58ZM206 56V54L204 55V57ZM231 56H233V59H232V57ZM68 57H71V60H70V62H73V65L72 66H70V64L68 63V61H69V59H68ZM107 57V58H106ZM128 57V60H126V58ZM134 57V56H133ZM162 57V58H161ZM169 57L171 58V59H169ZM182 57H184V58H182ZM198 57V58H197ZM241 57H243V58H240ZM247 57V58H246ZM55 58V59H54ZM66 58V59H65ZM87 58H92V59H87ZM114 58V60H116V61H114L115 63H116V65H115V63H114V66H118L120 69H122L123 67H124V65L125 66H127V68H129V67H131V66H133V67H131V68H129V69H127L126 67H124V70H125V72H124V70H120L118 67V69L115 67V69H114V66H113V64H111L113 61H112V59ZM123 58H125V59H123ZM186 58V59H185ZM197 58V59H196ZM219 58H221V59H219ZM245 58V59H244ZM249 58V60H247ZM82 59V60H81ZM102 59V60H101ZM104 59V60H103ZM109 61H108V60ZM162 59V60H161ZM212 59V60H211ZM224 59V58H223ZM226 59H228V60H226ZM243 59V60H242ZM13 60V61H12ZM55 61V63H54V61ZM67 60V61H66ZM74 60V61H73ZM91 60V61H90ZM92 60H94V61H92ZM99 60H101V61H107V63L108 62H111L110 64L108 63V65H109V67H110V69H109V67L108 68H106L108 65H107V63L106 62H104V63H106V64H104L103 62H99ZM111 60V61H110ZM121 60H123V63H122V61ZM124 60H126V61H124ZM156 60H158V61H156ZM182 60V61H181ZM186 60V61H185ZM191 59L189 60V63H190V61H192ZM217 60H219L218 62H217ZM221 60V61H220ZM233 60V62H231ZM235 60V61H234ZM245 60H247V62L245 61ZM64 61H66V62H64ZM171 63H170V62ZM181 61V62H180ZM229 61V63H227ZM236 61L239 63H237L236 64ZM19 62H21V61H19ZM58 64H57V63ZM80 62V63H79ZM94 62H95V64L96 65H94ZM98 62V63H97ZM124 62H129L130 63V65L131 66H129V64L127 63V64H125ZM156 62V63H155ZM164 62H169V63H167V65H165L164 64ZM174 62H177V63H175L174 64ZM196 62V63H197ZM212 64H211V63ZM216 62V63H215ZM220 62V63H219ZM222 62V63H221ZM226 64H225V63ZM232 64H231V63ZM243 62H245V63H243ZM251 62V63H250ZM24 62H21V64L22 65H27L26 63L25 64H23ZM65 63V64H64ZM82 63H84V64H82ZM100 63H102V64H100ZM122 63V64H121ZM132 63V64H131ZM148 63H150V62H147L146 64H148ZM161 63V64H160ZM162 63H163V65H162ZM173 63V64H172ZM184 63L182 64V65H184ZM210 63V64H209ZM249 63V64H248ZM55 64V65H54ZM68 64H69V66L70 67H73V69L72 68H70V67H68ZM78 64V65H77ZM87 64V65H86ZM98 64H100V66L98 65ZM104 64V65H103ZM172 64V65H171ZM213 64H215V65H213ZM220 66H218V65ZM231 64V65H230ZM253 64V65H252ZM62 65V64H61ZM60 65V66H61ZM95 67H94V66ZM102 65L103 66H105V67H103V69H102V71H104V70H107L106 72H107V74H105V71H104V73L103 72H101L100 70H101V68L100 67H102ZM175 67H174V66ZM204 65V66H203ZM215 66H217V67H219V68H217V67H215V69H214V67ZM226 65V66H225ZM53 66V67H52ZM62 66V67H63ZM76 66H78L79 67V69L76 67ZM96 66L98 67V68H96ZM113 68H112V67ZM166 66V67H165ZM222 66H224V67H222ZM228 66V67H227ZM248 66V67H247ZM251 68H250V67ZM253 66V67H252ZM55 67H57V68H55ZM76 67V68H75ZM89 67H90V69H89ZM92 67V68H91ZM154 67H155V69L156 68H158V69H156V70H158L159 72H157V71H155V69H154ZM168 67V68H167ZM26 67H24V69H25ZM50 68H52V69H50ZM54 68V69H53ZM96 70H94V69ZM104 68H106V69H104ZM113 70H112V69ZM211 68V69H210ZM243 68V69H244ZM250 68V69H249ZM72 69V70H71ZM109 69V70H108ZM165 69V70H166ZM176 69V68H175ZM219 69H220V71H219ZM53 72H52V71ZM56 70V71H55ZM63 71V73H67L68 71L66 70V71ZM75 70H74V73H72L71 75H73V74H75V73H77V72H75ZM78 70H80V71H78ZM100 71V72H98V71ZM110 70H112V71H110ZM114 70H117V71H115V72H113ZM247 70H245L244 69V71H247ZM90 71V72H89ZM92 71V72H91ZM94 71V72H93ZM108 71H110V72H108ZM121 71H123L122 73H120ZM179 71V70H178ZM260 71V72H259ZM71 72H68V73H71ZM98 72V73H97ZM111 72H113L111 75L112 76H114L113 78H109L108 79V76H111V75H108L109 73H111ZM58 73H62V72H58ZM67 73V75L69 76V74ZM118 73V74H117ZM120 73V74H119ZM2 75L3 74H5V73H1ZM10 74H12L13 76H16V74L15 73H10ZM39 74V73H38ZM101 76H100V75ZM115 74V75H114ZM50 75V76H49ZM66 75V76H67ZM104 75V76H103ZM106 75H108V76H106ZM163 75V74H162ZM46 76V77H45ZM52 76V77H51ZM99 76V77H98ZM107 78H106V77ZM164 76V75H163ZM166 76V75H165ZM48 77H50L51 79L52 78H54V79H52L55 83L53 84V81L51 82L50 80V78H48ZM72 77V76H71ZM102 77V78H101ZM105 77V78H104ZM167 77V76H166ZM165 77V78H166ZM48 78V79H47ZM168 78V77H167ZM251 77H248V79H250ZM47 79V80H46ZM172 81L173 80H175V81H171L170 82V84H173V85H176V84H178V85H184L185 86V88H188L187 86H186V84H184V82H180L179 80H177V79H174V78H170ZM169 79V80H170ZM106 80H108L107 82H106ZM98 81H100L99 83L100 84H102V85H100L99 83H98ZM113 82L112 84L114 85H112V84H110L109 82ZM174 82H176V84L174 83ZM178 82V83H177ZM28 83H30V82H28ZM52 83V84H51ZM182 83V84H181ZM107 84V85H106ZM87 85V86H86ZM108 85H110V86H108ZM244 85V84H243ZM57 85H55V87H56ZM86 86V87H85ZM88 86H90V89H88ZM94 87V86H97V87H95V88H93V92L91 93V92H89L90 90H91V88L92 87ZM105 86V88H106V90H105V88H103V87ZM30 87H32V89L30 88ZM84 87L85 88H87V89H84ZM101 87V88H100ZM107 87H108V90L109 89H111V90H109V92H108V90H107ZM25 88H26V90H25ZM30 88V89H29ZM33 88H34V91H33ZM115 88V89H114ZM62 89V90H61ZM67 89H72L71 90V92L72 93H70V91L69 90H67ZM76 89V90H75ZM83 89V90H82ZM116 89H117V91H116ZM30 90H31V93H30ZM36 90V91H35ZM74 90V91H73ZM79 92H78V91ZM86 90V91H85ZM89 90V91H88ZM105 91L104 93H103V91ZM27 93H26V92ZM60 91H61V93H60ZM65 93V92H67L68 93V91H69V95H67L66 93V96H65V94H63V92ZM75 91H76V93H75ZM84 93V94H86V96H82V95H84V94H80V96H78L79 95V93H82V92ZM100 91V92H99ZM34 93V95H33V93ZM75 94H74V93ZM85 92H87V93H85ZM107 92H108V94H107ZM103 93V94H102ZM106 93V94H105ZM113 93V94H112ZM36 94V95H35ZM38 94V95H37ZM89 94V95H88ZM91 94V95H90ZM93 94V95H92ZM102 94V95H101ZM113 96H111V95ZM22 95H23V97H22ZM41 97H40V96ZM47 95V96H46ZM56 95V97H54L53 98V96H55ZM64 95V96H63ZM73 95V96H72ZM96 95V96H95ZM100 95V96H99ZM106 95V96H105ZM109 95V100L108 101H111V102H108V101H106V99H108V96ZM16 96V97H15ZM32 98H31V97ZM36 97V100H35V97ZM38 96H39V98H38ZM46 96V97H45ZM50 96H51V98H50ZM74 96H77V97H74ZM96 97L97 98V100L96 99H92L93 97ZM104 96L106 97V98H104ZM236 96V95H235ZM11 97V96H10ZM19 97H20V99H19ZM71 97V98H70ZM84 97H85V100H84ZM94 97V98H95ZM102 97V99H100ZM113 99H112V98ZM118 98L117 99V103L119 104V106L117 105V103H116V99L115 98ZM233 97V96H232ZM2 97H0V106H2V108H3V105H1V102H2V99H1ZM4 98H6V97H3V99ZM25 98H27V99H25ZM31 98V99H30ZM39 100H38V99ZM48 100H46V99ZM53 98V99H52ZM73 98H75L74 100H72ZM131 98H132V100H131ZM236 98L237 97H233V100H230V101H234L235 102V100H236ZM22 99L24 100V101H26V102H24V101H22ZM35 101H34V100ZM41 99H42V101L45 103V105H46V103L49 105V107H48V105H47V107H45L43 104V102L41 101ZM50 99V100H49ZM61 99V100H60ZM70 99V101H68ZM78 99H80V102H78ZM81 99H83V102L81 101ZM130 100V102H129V100ZM21 101V102H18V101ZM32 100H33V103H32ZM57 100V101H56ZM58 100H59V102H58ZM87 100H88V98H87ZM95 100V101H94ZM101 100H103L102 101V104H100L101 105V107H103L104 109H105V104H106V106H107V108H109L110 106H111V108H109L108 110H110L108 113H107V111H104L99 105H98V103H101L100 101ZM113 100H115V101H113ZM28 101H30V102H28ZM39 101H41V103L39 102ZM54 101H56L55 103H54ZM73 101V102H72ZM93 101H94V103H93ZM96 101H97V104H96ZM106 101V102H105ZM35 102V103H34ZM81 102H82V104H81ZM91 102V103H90ZM105 102V103H104ZM233 102V103H234ZM6 103H8V101H4L3 100V103L2 104H4V108H6V109H10L12 112H14L15 111V109H14V111H13V108H11L12 106H11V104H7V105H10V107L8 108V106H6ZM24 103V104H23ZM29 103V104H28ZM32 103V104H31ZM37 103V104H36ZM39 103V104H38ZM71 103H72V105H71ZM75 103V104H74ZM81 104V105H79V104ZM103 103H104V105H103ZM107 103H109V105H107ZM111 103V104H110ZM127 103H129V104H127ZM74 104V105H73ZM89 104L91 105V107L89 106ZM96 106H95V105ZM114 104L115 105H117V107H113L114 106ZM132 105V106H128V105ZM38 105V107H35V106H37ZM84 105V106H83ZM92 105H93V107H92ZM98 105V106H97ZM103 105V106H102ZM113 105V106H112ZM125 105H127L126 107H123L122 108V106H125ZM163 106H165V104H162ZM42 106H44V107H42ZM72 106H73V109H72ZM109 106V107H108ZM30 107H32V108H30ZM39 107H41V108H39ZM52 107H51V109H52ZM78 107V108H77ZM38 108H39V110L41 111V109L43 110V111H39L38 110ZM44 108V109H43ZM46 108V109H45ZM93 110H92V109ZM97 108H100V109H97ZM113 108H117L116 110L115 109H113ZM125 108V109H124ZM26 109V110H25ZM35 109V110H34ZM37 109V110H36ZM91 109V110H90ZM115 110L114 112V114H112L113 113V110ZM118 109H119V113H118ZM33 110V111H32ZM44 110H46V111H44ZM96 110H98V111H96ZM121 110V111H120ZM28 111V112H27ZM36 111L38 112V113H36ZM76 111V112H75ZM95 111V112H94ZM99 111H101L100 112V114L99 113H97V112H99ZM103 111V112H102ZM123 111V112H122ZM131 111H130V113H131ZM44 112H45V116H44ZM51 112V113H50ZM104 112H106L105 114H103ZM110 112H112V113H110ZM117 112V113H116ZM122 112V113H121ZM29 113H31V114H29ZM42 113H43V115H42ZM94 113V114H93ZM95 113H97V114H95ZM133 113L135 114V111H133ZM133 113H131V114H133ZM38 114V115H37ZM39 114H40V119H39ZM103 114V115H102ZM110 114V116L109 117H111L112 119H115V120H112L111 118H109L108 117V115ZM118 114V115H117ZM243 114V113H242ZM241 113L240 114H238V115H236L237 116V118H239L238 120H240V118L242 117L241 115H242ZM245 114H248L247 112L245 113ZM28 115H29V117H28ZM105 115V116H104ZM112 115V116H111ZM114 115V116H113ZM250 117H249V116ZM248 115H246V117H242L241 119H243L244 118V120H242L241 122H247V120H249L250 119V121H249V123L252 125V126H256L257 125V123H259V125H263L264 126V123H263V119H260V118H258V117H256V116H254V115H252L251 113L250 114H248ZM30 116H32L31 118H30ZM36 116H38V118L36 117ZM42 116H43V118H42ZM98 116H100V118L98 117ZM102 116V117H101ZM106 116H107V118H106ZM119 117V118H117V117ZM132 116V115H131ZM236 116L234 117L235 119H236ZM239 116V117H238ZM252 116V117H251ZM54 117V116H53ZM98 117V118H97ZM105 119H104V118ZM115 117V118H114ZM247 117H249V119L247 118ZM256 117V118H255ZM33 118H35V120L33 119ZM38 120H37V119ZM46 120H45V119ZM72 118H71V120H72ZM79 118L80 117H78V120L75 122V123H78V122H80L79 121ZM103 118V119H102ZM109 118V119H108ZM116 118H117V120H116ZM247 118V119H246ZM252 118V119H251ZM253 118H255L256 119V123L255 122H253L255 119H253ZM33 119V120H32ZM44 119V120H43ZM47 119L49 120V123H48V121H47ZM106 119H108V120H106ZM36 120H37V122H36ZM41 120V121H40ZM56 120H58V119H56ZM121 120V121H120ZM134 120V121H133ZM237 120V119H236ZM34 121V122H33ZM50 121H52L51 122V124H50ZM68 121V120H67ZM101 121L102 122H104V124L103 123H101ZM111 121H113V122H111ZM115 121V122H114ZM118 121V122H117ZM120 121V122H119ZM196 122H194V124H196V123H200V120L199 121H197V120H195ZM259 121V122H258ZM261 121V122H260ZM39 122H41V124L39 123ZM105 122H107V123H105ZM118 124H117V123ZM126 122V124L124 125L123 123H125ZM130 122H131V124H133L132 126H131V124H130ZM134 122V123H133ZM42 123H43V125H42ZM64 123H68V122H66V118H65V120H64ZM122 125H120V124ZM0 124H4V122L1 120V122H0ZM155 125H157V127L159 126L158 124H156V123H154ZM36 125H37V128H36ZM68 124H65L64 126H67ZM106 125V126H107ZM119 125V126H118ZM198 125V124H197ZM1 126V125H0ZM38 126H41V127H43V126H45L43 129L41 128V127H38ZM51 126H53V125H51ZM123 126H124V128H123ZM129 128H128V127ZM135 126V127H134ZM68 127V126H67ZM132 127V128H131ZM157 127H156V129H157ZM41 128V129H40ZM120 128H122V129H120ZM45 129V130H44ZM101 129H103V128H101ZM129 129V130H128ZM104 131H106V130H103L102 131V133L100 134V135H102V140H104V136H106L105 137V139L106 140H109V141H106L108 144V146L106 145H103L102 146V148H105L104 150H105V153L106 152H108L107 153V155L109 156V154L111 155V156H113V154L114 153H111L110 152V147H111V144H110V139H108L109 137H107V132H104ZM130 131V132H129ZM43 134H42V133ZM105 135H104V134ZM131 133V134H130ZM40 134H42V135H40ZM48 134H50V132H48ZM124 135V134H123ZM41 138V139H42ZM105 143V142H104ZM186 142H184V144H185ZM173 146V145H172ZM68 146H63V148L61 149L62 151H61V154H63V156H62V158H60V155H57L58 156V163L57 162H54V158H53V160H51V161H49L50 163H49V165L50 166H55V167H50L49 165H47V164H45L46 166H44L45 167V169H46V173L47 172H49V169H50V173H45V174H43V173H41L42 174V177H41V179L44 181V185L41 187V192H42V194L44 195V197H43V195H41V192H40V194L39 193H37V195L38 196H40L39 198L40 199H38V197L36 198V200L35 201H37V204H38V210H39V212H41L40 214L41 215H43V216H45V215H49L48 217H50V216H54L55 214H58L59 212H60V209L62 208V206H64V207H71V206H75V207H81L82 209H94V207H95V209L97 208L96 207V205H98V208L97 209H102V210H104V212L105 213H107V214H109V219H108V221L106 220V221H104L103 223H104V225H102L103 223H101V226H102V229H103V232H104V236L105 237H102L101 239H99V240H94V239H90V238H88V237H84L85 235H78L77 234V237H79V238H77L76 240H75V242L77 243L76 245H75V248H81L80 250L82 251V252H84L85 254H90L89 256H96V254H99L100 252L102 253L103 251V254L105 255V257H106V260H107V263L108 264H110V261H108L110 258H112L114 261H116V264H145V263H147V264H150V262H152V264L154 263V264H157L156 262H158V264H159V262H160V264H167V262L170 260V259H172V260H170V262H172L173 260V262H174V264H179V263H175V258H173L172 257V255H171V251H169L167 248H169V247H167V244L165 245H162V247H161V249L163 250H168L167 251V254H168V256H166L167 254H166V252L163 250H161L160 248L159 249H157L158 248V245L156 244V243H154V236L153 235H151V231H150V226H151V220H152V218H153V214H154V216L156 217V218H154V219H156V220H158V218H159V220H161V218L160 217H162L160 214H159V212H160V210H157V205H163V203L161 202V200H162V198H163V196H164V198L166 199V200H162L163 202H165V203H167L168 204V206L169 207H167V208H173V207H178L179 208V206L182 208L183 207V209L186 211V213L187 214H189L190 216H192V221H193V219H197V217L198 218H201L202 216V209L204 210V208L205 207H207L206 208V210L207 209H211L212 207V209H214V210H210L209 209V211H211V212H213V211H216L217 209L216 208H219L221 205H222V203H223V205H225L226 206V204H227V207H230V206H232V207H230L231 209H232V211H231V209L229 208V209H227V210H221V213H222V211L223 212H225L224 214H225V216H227V219H230V222H229V220H227V219H225V221H224V223H223V219H218L217 218V216L215 215V214H212L210 217H208V218H210V219H208L207 218V215H204V217L206 218V220H207V227L204 225V228H205V231L207 232V233H209V234H211V232H212V230L214 231V232H216V234H220V232H223L222 234H225V235H227L228 233H227V231H226V229H224V227H226L227 226V229H229V231L232 229V227L234 226V229L233 230H235V231H237V234L238 235H240L242 238H244V239H246V241L244 240H242L241 241V237H239V239H238V237L237 236H234V235H229V236H227V241H226V238H222V242H221V244H219L220 243V240L217 238H215V236H212V237H210L207 241H205V246L206 247H211L212 249H217V247H218V249H217V251H216V249H215V251L218 253V251L219 252H222L223 250L224 251H226L227 253L228 252H230L231 254L232 253H234V254H232V256H233V258L232 259H234V260H237V262H236V264H264V234H263V232H264V228L262 227L264 224V222H262V221H264L263 219H264V190H262V189H264L263 187V184H264V169L263 168H261V169H259L260 171H257V174H253L254 175V179L253 180H248L247 181V184H245V186H241V185H238L239 187H237V184L235 183V185H234V183H232V184H230L231 186H232V189H229V188H227L225 191H223V189L221 190H219L218 188H216L215 186H216V183L214 184V182H215V178L214 177H212L213 175H214V173L211 171V167L210 168H208L209 166H206L205 167V169H203V170H199L198 171V169L196 170V169H192L190 166H188V168H187V166H185V165H183V161H182V164H180L179 162H178V160H180V159H182V155L184 154V153H186V152H175L174 151V149L173 148H171L170 149V151H169V153L168 152H164V155L162 154V153H160V154H157V156L155 157L157 160V163H158V165H159V167H161V169L163 170V167H164V170L161 172H156V164H154V160L152 159V157L151 158H149V156L147 155V154H142V152H136V151H130V152H133V153H138V154H140L142 157H140V155L138 156V154H133V153H130L129 152V156H130V158L131 159H129V161L127 160V162H129L130 164H128V165H130L134 170L132 171V172H134V174H130V173H128L125 169H122V167L121 166H119L120 168H118L117 166L119 165V161H117V159H114L113 161L115 162L114 164H113V162H110V161H112V159L110 160V158H111V156H110V158L108 159V165H107V163H104L103 164V162L102 161H99V162H97V163H99V165H97V164H95V165H97V166H100V168H97L96 169V171L97 172H95L94 171V174L92 175L93 177H82L81 178V175L79 174V169L77 168L78 167V163L77 162H79L80 160V162L82 163L83 162V160L85 159V154H86V157L88 156V153L86 152H84V154H83V152H82V154L83 155H80L81 154V152L80 151H77L75 148H73V147H68ZM144 147V146H143ZM65 148V149H64ZM72 148H73V150H72ZM150 148V147H149ZM108 149V150H107ZM66 150H69V151H67L68 153L70 152L72 155H69V154H66V156H65V153H67L66 152ZM76 150V151H75ZM72 151H75V152H73L72 153ZM76 152L78 153L77 155H75L76 154ZM172 152H173V154H172ZM174 152H175V154H174ZM80 153V154H79ZM168 153V154H167ZM178 153H179V156H178ZM90 154V153H89ZM258 154V155H257ZM68 155V156H67ZM79 155V156H78ZM133 155V156H132ZM145 155H146V157H145ZM161 157H160V156ZM167 156V157H164V156ZM169 155V156H168ZM261 155V153L260 152H255V156L257 157H259ZM57 156H56V158H57ZM70 156H73L74 158H76L77 157V160L76 159H74L75 161V167H72V164L70 163V162H72L73 163V157H70ZM76 156V157H75ZM84 157V159L83 158H79L78 159V157ZM114 156H115V154H114ZM135 156V157H134ZM137 156H138V159H137V162H136V159H134V158H137ZM178 158H177V157ZM65 157H67V158H65ZM68 157H70L69 158V163L71 164L70 165V167H69V163H67L68 162ZM90 157H91V154H90ZM170 157V158H169ZM175 157V158H174ZM262 157H263V159H264V154H262ZM59 158H60V160H59ZM72 158V159H71ZM141 158V159H140ZM144 158L146 159L145 161H144ZM162 158V159H161ZM168 159V162H166L165 160L166 159ZM62 159V160H61ZM134 159V160H133ZM140 159V160H139ZM149 159V160H148ZM165 159V160H164ZM177 160V163H176V161H173V160ZM72 160V161H71ZM132 160V161H131ZM144 161L143 163H141L142 164V166H141V164H140V161ZM62 161L64 162V164L62 163ZM131 161V162H130ZM141 161V162H142ZM149 161H151V162H149ZM159 161H162V162H159ZM169 161H172V162H169ZM181 161V160H180ZM65 162H66V164H68L67 166V168L65 167ZM79 162V163H80ZM147 162H149V164L147 163ZM165 162V163H164ZM261 162H262V160H261ZM0 163H1V165H0V169H6V166L5 165H2L3 164V162L0 160ZM60 163H61V165L62 166H60ZM77 163V164H76ZM110 163V164H109ZM133 163V164H132ZM138 163V164H137ZM163 164V165H160V164ZM168 163V164H167ZM172 163H174V164H172ZM210 164H213L214 163V161L213 160H211L210 162H209ZM263 163H264V161H263ZM59 165L58 167H57V165ZM112 164V165H111ZM144 164V165H143ZM148 164V165H147ZM136 165H137V169H136ZM180 165H182V166H185V167H180ZM101 166H103V167H101ZM107 168H106V167ZM109 166H110V168H111V170H110V168H109ZM112 166V167H111ZM135 166V167H134ZM166 166H168V167H166ZM5 167V168H4ZM8 168L7 169H9V167L10 166H7ZM43 167V166H42ZM49 167V168H48ZM63 168V169H58V168ZM65 167V168H64ZM145 169H144V168ZM177 167H179V168H177ZM11 168L14 170L15 169V166H11ZM10 168V169H11ZM52 168H53V171H52ZM55 168H57V169H55ZM74 169V170H70V169ZM154 168V169H153ZM176 168V173L179 175V176H177V174H175V169ZM2 169V170H3ZM32 169V168H31ZM36 169V168H35ZM67 169H69L68 171H67ZM104 169H106V170H104ZM107 169H109V171L107 170ZM113 169H114V172H113ZM116 169V170H115ZM170 169V170H169ZM178 169H179V171L181 172V173H179V171H178ZM183 169H184V171H185V174L187 173V175L185 176L184 174H183ZM187 171H186V170ZM188 169H190L191 170V173H190V170H188ZM263 169V170H262ZM34 170V169H33ZM57 170V171H56ZM99 170L101 171L102 170V172H99ZM104 170V171H103ZM123 171V172H121V171ZM167 170V171H166ZM169 170V171H168ZM192 170H195V171H198V173H197V175L195 174V173H192V172H194V171H192ZM205 170V171H204ZM208 170H209V172H208ZM1 171V170H0ZM66 171V172H65ZM110 171H111V173H110ZM116 171H117V174H116ZM165 171H166V173H165ZM183 171V172H182ZM113 172V173H112ZM119 172L120 173H122V176H121V174L119 175ZM125 172H127L128 174H129V176H128V174L127 173H125ZM149 172V173H148ZM168 172V173H167ZM205 174V175H203V173ZM210 172H212L213 173V175H212V173H210ZM259 172V173H258ZM30 173H32L33 174V172H30ZM29 173V175H32V174H30ZM52 173H55L54 175L52 174ZM96 173V174H95ZM99 173V174H98ZM151 173V174H150ZM157 173V174H156ZM159 173H161L160 175H159ZM174 173V174H173ZM199 173H200V175H199ZM50 174V175H49ZM116 174V175H115ZM123 174H127V176L126 175H124V176H126V177H129L127 180H126V177H124L123 176ZM173 176H172V175ZM182 174V177H184V178H182L180 175ZM36 175H38L37 173H36ZM46 175H49V176H45ZM53 175V176H52ZM152 175V176H151ZM157 175H159V176H157ZM190 175V176H189ZM192 175L194 176V177H192ZM32 176H35V175H32ZM51 176V177H50ZM138 177L139 176V178H137V180L138 179H140V180H138V182L136 181V179L135 180H133L134 178H132V177ZM161 176V177H160ZM167 176V177H166ZM198 176V177H197ZM203 176H204V178H203ZM263 176V177H262ZM49 177V179H47ZM98 177V178H97ZM120 177H123V179L122 178H120ZM145 177V178H144ZM151 177V178H150ZM164 177H165V179H164ZM187 177V178H186ZM202 177V178H201ZM89 178V179H88ZM94 178H96V180L94 179ZM147 178V179H146ZM213 178V179H212ZM260 178H261V181H260ZM84 179H86V180H84ZM104 179V181H102ZM157 179V180H156ZM166 181H164V180ZM188 179V180H187ZM201 179H203V181L201 180ZM205 179V180H204ZM206 179H207V181H206ZM48 180V181H47ZM78 180V181H77ZM156 180V181H155ZM164 181L165 183H167V184H165L167 187H165V188H163V187H161V186H159V185H161V184H159V183H161L162 181ZM191 182L192 180V183H190L191 184V186L187 183V185H186V182ZM189 180H191V181H189ZM196 180H197V182H196ZM199 180V181H198ZM82 181H84V183L82 182ZM88 181V182H87ZM100 181H101V183H100ZM126 181H127V183H126ZM133 183H132V182ZM161 181V182H160ZM168 181V182H167ZM196 183H195V182ZM204 181H206V182H204ZM209 181V182H208ZM263 182L262 184L260 183V182ZM51 182V183H50ZM156 182V183H155ZM198 182H201V183H198ZM204 182V183H203ZM213 182V183H212ZM253 182H257V184H261L263 187H261V185H258V186H260L261 187V189H259V190H262V191H259V193L261 194H259V195H257V188L256 187H258L257 185H256V187H255V184L253 183ZM259 182V183H258ZM46 183H47V185H48V187H46L47 185H46ZM86 183V184H85ZM123 183H124V185H123ZM147 183V184H146ZM152 183V184H151ZM204 185H203V184ZM206 183V184H205ZM249 183V184H248ZM253 183V184H252ZM126 184V185H125ZM146 184V185H145ZM154 184V185H153ZM196 184H198V185H203L202 187H204V186H206V187H204L203 189H202V191H199V190H201V188L202 187H200V186H196L195 187V185ZM209 184L211 185V186H213V188H214V190L213 189H211L210 188V186H209ZM252 184V185H251ZM215 185V186H214ZM247 185H250V186H253V188L252 187H250L249 186V189L250 190H248L247 188H245V187H248ZM79 186V187H78ZM122 186V187H121ZM154 186V187H153ZM157 186H159V187H157ZM209 186V187H208ZM62 187V188H61ZM126 187H128V188H126ZM199 187V188H198ZM234 187V188H233ZM260 187H258V188H260ZM46 188H48L46 191H44V189H46ZM78 188V189H77ZM83 188V189H82ZM95 188V189H94ZM209 188V189H208ZM231 188V187H230ZM242 188H244V189H242ZM256 188V190H254ZM61 189V190H60ZM127 189H129V190H127ZM205 189L207 190L206 192H208L210 189V192H208L209 193V195H208V193H206L205 192ZM241 189V190H240ZM253 189V190H252ZM79 190H81V191H79ZM89 190V191H88ZM161 190V191H160ZM212 190H213V192H215V190L217 191V192H215V193H217V194H219V195H217L218 196V200L220 201V202H218L217 204H216V202L214 201V200H212L213 198H211V197H217L216 195H214L213 194V192H212ZM231 190H233L232 192L233 193H235V195H233V193L231 194L230 193V195H232V196H236V197H240V198H242V199H244V200H242V199H240V198H238V200L236 199V198H234V197H231L230 195H229V191H231ZM237 190V191H236ZM247 190V191H246ZM83 191V192H82ZM158 191V192H157ZM194 191H195V194H194ZM205 193H204V192ZM238 192H240V193H238L239 195L240 194H242V195H240V196H238L237 195V193ZM249 191V192H248ZM255 192V194H254V192ZM45 192V193H44ZM72 192V193H71ZM76 192V193H75ZM77 192H79V193H77ZM156 192V193H155ZM172 192V193H171ZM174 192V193H173ZM202 192V193H201ZM221 192V193H220ZM227 192V193H226ZM251 192V193H250ZM261 192H263V193H261ZM83 193V194H82ZM117 193V194H116ZM120 193H122V194H120ZM129 194V195H126V194ZM153 193V194H152ZM178 193V194H177ZM189 193H191L190 195H189ZM193 193V194H192ZM197 193H198V195H200L201 197H196V199H195V196H198L197 195ZM204 193V194H203ZM223 193V194H222ZM224 193H225V195H224ZM76 196H75V195ZM78 194H80V195H78ZM82 194V195H81ZM86 194V195H85ZM92 194V195H91ZM167 196H166V195ZM214 196H213V195ZM227 194L229 195V196H227ZM246 196H245V195ZM250 194H254V195H250ZM83 195H84V197H83ZM88 195V196H87ZM116 195H117V197H116ZM121 195V196H120ZM155 195H158V196H155ZM193 195V196H192ZM195 195V196H194ZM206 197H208L209 196V198H211V199H209L210 201H208V199L207 198H204L205 196ZM208 195V196H207ZM221 195H224V196H221ZM248 195H250V196H248ZM71 196V197H70ZM114 196V197H113ZM152 196V197H151ZM190 196V197H189ZM204 196V197H203ZM211 196V197H210ZM219 196H221V198L222 197H225V198H222V201H221V198L219 199ZM254 196H255V198H254ZM262 196V197H261ZM70 197V198H69ZM80 197V198H79ZM89 197V198H88ZM107 197V198H106ZM120 197V198H119ZM123 199H122V198ZM129 197H130V200H129ZM155 197V198H154ZM161 197V198H160ZM192 197H193V199H192ZM246 197V198H245ZM249 197H252L251 199L249 198ZM261 197V198H260ZM72 198V199H71ZM86 198H88V201H87V199ZM157 198V199H156ZM158 198H160L159 200H160V202H159V200H158ZM180 198V199H179ZM191 198V202H190V199ZM199 198H201L200 200H199ZM203 198L205 199V200H203ZM228 198V199H227ZM230 198V199H229ZM234 198V201L232 200V199ZM249 198V199H248ZM71 199V200H70ZM80 199H81V201H80ZM133 199V200H132ZM170 199V200H169ZM251 200V201H249L250 203H248V200ZM39 200V201H38ZM84 200V201H83ZM125 200V201H124ZM158 200V201H157ZM196 200V201H195ZM226 200V201H225ZM228 200V201H227ZM232 200V201H231ZM237 200V201H236ZM42 201V202H41ZM59 201V202H58ZM73 203H72V202ZM111 201V202H110ZM134 201V202H133ZM159 202L157 205H155V203L154 202ZM212 201V202H211ZM229 201H231L230 203H229ZM238 201H239V203H238ZM244 201H245V203H248L247 205L246 204H244ZM254 201V202H253ZM39 202V203H38ZM64 202V203H63ZM68 202V203H67ZM105 202V203H104ZM123 202V203H122ZM132 202V203H131ZM145 202V203H144ZM172 204H171V203ZM193 202H195V204H193ZM205 202V203H204ZM222 202V203H221ZM228 202V203H227ZM243 202V203H242ZM87 203V204H86ZM110 203V204H109ZM112 203H113V205H112ZM129 203H131V204H129ZM170 203V204H169ZM198 203H200V204H198ZM207 203V204H206ZM232 203V204H231ZM41 204V205H40ZM44 206H43V205ZM67 204V205H66ZM69 204V205H68ZM76 204V205H75ZM79 204V205H78ZM86 204V205H85ZM104 204V205H103ZM116 204V205H115ZM198 204V205H197ZM210 204V205H209ZM211 204H213V205H211ZM228 204H230V206L228 205ZM235 204H237V205H235ZM243 204H244V206H243ZM0 205H2V203H0ZM90 207H89V206ZM111 205V206H110ZM127 207H126V206ZM130 205H133V206H130ZM159 205V206H160ZM170 205H172L171 207H170ZM192 205H195L194 207L192 206ZM199 205H204V206H202L203 208H200L199 209ZM207 205V206H206ZM216 206V208H215V206ZM241 205V206H240ZM87 208H86V207ZM200 206V207H201ZM210 206V207H209ZM219 206V207H218ZM237 206V207H236ZM1 208H0V210L2 209V210H4L5 211V208H3L2 206H0ZM122 207H124V208H122ZM129 207V208H128ZM132 207V208H131ZM137 207V208H136ZM238 207H240L242 210H243V207H244V209H246V211L244 212V215L246 216H243V218H238V217H236V214H237V212H236V210L238 211V212H240L239 210H240V208H238ZM247 207H248V209H247ZM59 208V209H58ZM106 208V209H105ZM108 208V209H107ZM126 208H128V210L126 211ZM194 208H196V209H194ZM233 208H235V209H233ZM43 209V210H42ZM57 209H58V211H57ZM88 209V210H89ZM125 209V210H124ZM129 209H133L132 211L131 210H129ZM216 209V210H215ZM0 211V215L1 214H4L2 217H5L6 215H7V213H5L4 211ZM198 210H200V214L201 215H199L198 213ZM114 211V212H113ZM123 213H122V212ZM126 211V212H125ZM131 211V212H130ZM154 211V212H153ZM189 211V212H188ZM234 211V212H233ZM254 212V214H253V212ZM117 213V215H115L116 213ZM128 212V213H127ZM153 212V213H152ZM156 212V213H155ZM198 212V213H197ZM218 212V211H217ZM230 213V214H227V213ZM231 212H233V213H231ZM236 212V213H235ZM250 212V213H249ZM251 212H252V214H251ZM125 213H126V215H125ZM151 213V214H150ZM196 214V215H194V214ZM204 213V212H203ZM206 213V212H205ZM156 214V215H155ZM247 214H251L250 216L248 215V217H247ZM160 215V216H159ZM213 215H215V216H213ZM231 215V216H230ZM232 215H233V217H232ZM254 215V216H253ZM258 217H260V219H261V216H262V219L261 220H259V217L258 218H256V216ZM0 216V217H1ZM159 216V217H158ZM201 216V217H200ZM234 216L236 217L235 219H234ZM1 217V218H2ZM46 217V216H45ZM110 217H111V219H110ZM212 217H214V219L216 218V220H214ZM230 217V218H229ZM252 217H254L253 219H255V221L253 222V221H251L250 220V218H252ZM0 218V219H1ZM162 219H163V217H162ZM248 220L247 221V223H246V220ZM116 220V221H115ZM164 220V219H163ZM163 220H161V221H163ZM258 220V221H257ZM135 221V222H134ZM164 221H166V220H164ZM196 221V220H195ZM210 221V222H209ZM217 221H218V223H220L219 221H222L220 224H217ZM226 221L228 222V224L226 225ZM242 221V222H241ZM250 221V222H249ZM260 221V222H259ZM108 222H110V223H108ZM112 222V223H111ZM213 222V223H212ZM233 223L234 225H231V224H229V223ZM243 223V225L245 224L246 226H242V224L241 223ZM258 222V223H257ZM157 223H158V221H157ZM236 223H238V225L236 224ZM240 223V224H239ZM250 223V224H249ZM253 223H254V225H253ZM210 224H212V225H210ZM258 224V225H257ZM125 225V226H124ZM237 225V226H236ZM239 225H241L242 226V230H239V229H241V226L239 227ZM247 225L248 226H250V227H247ZM256 225V226H255ZM107 226V227H106ZM111 226V227H110ZM114 226V227H113ZM145 226H146V228H145ZM222 226H224V227H222ZM228 226H230V228L228 227ZM258 226V227H257ZM124 228V229H126V231L127 232H135L136 231V233H139V234H137V240L139 239H141L140 240V245L139 244H136L137 246H135V245H131V244H128V247H127V245H125L126 247H125V249H126V254H125V256L123 255V253H122V247H121V243H120V229L121 228ZM129 227V228H128ZM201 227H203V226H201ZM235 227H236V229H235ZM256 227V228H255ZM261 227V228H260ZM27 228H28V230H27ZM32 227H30V224L28 225H26V227H25V231H27L28 232V234L29 233H32L31 235H33L34 236V231H38V234H41L42 235V238L43 239H49V237H44V236H49V234H51L52 232V230H53V233H57L58 231H56L55 229H51L50 228V231L49 230H45V232H44V230L43 229H46V228H43V227H37V228H32ZM207 228V229H206ZM211 228V229H210ZM238 228V229H237ZM243 228H245V229H243ZM247 228H249V229H247ZM250 228H252L253 229V231H252V229H250ZM33 229H34V231H33ZM39 229V230H38ZM61 229V228H60ZM106 229V230H105ZM108 229H110L109 231H108ZM130 229V230H129ZM29 230H31V231H29ZM114 230V231H113ZM138 230V231H137ZM209 230V231H208ZM233 230H231V231H233ZM245 230V231H244ZM250 230V231H249ZM33 231V232H32ZM42 231V233H40ZM56 231V232H55ZM116 231V232H115ZM149 231V232H148ZM235 231H233L234 233H235ZM238 231H243L242 233L241 232H238ZM254 231L256 232V234L254 233ZM24 232V231H23ZM47 232V233H46ZM143 232V233H142ZM251 232H252V236H251ZM44 233H46L45 235H44ZM52 233V234H53ZM74 233V232H73ZM119 233V234H118ZM227 233V234H226ZM241 233V234H240ZM257 233H259V234H257ZM142 234V235H141ZM178 234H181V233H178ZM212 234H213V232H212ZM54 235V234H53ZM173 235V237H174V233L172 234ZM182 235V234H181ZM181 235H179V237H178V235L177 234H175V237L176 238H180L181 237ZM258 235V236H257ZM80 236H82L81 238H80ZM139 236H140V238H139ZM143 236V237H142ZM153 238H152V237ZM168 236V237H167ZM186 235H184L183 236V238L185 237ZM254 236L256 237V238H254ZM35 238H36V236H34ZM111 237V238H110ZM165 237H167V238H169V235L167 234ZM187 237V236H186ZM259 237V238H258ZM263 239H262V238ZM166 238V239H167ZM213 240H212V239ZM258 238V239H257ZM79 239V240H78ZM116 239H118L119 240V242H118V240H116ZM182 239V238H181ZM231 241H230V240ZM248 239H249V241H248ZM254 239H257V240H254ZM260 239V240H259ZM35 240V239H34ZM116 240V241H115ZM139 240H138V242H139ZM164 240H165V238H164ZM163 240V241H164ZM219 240V241H218ZM239 240V241H238ZM250 240L252 241L253 240V242H250ZM166 241V240H165ZM213 241V242H212ZM214 241H216L215 242V244H214ZM230 241V243H227L226 244V242H229ZM237 241V242H236ZM75 242H73V241H71V243H75ZM86 242V243H85ZM144 242V243H143ZM147 242V243H146ZM213 244V245H211V243ZM233 242V243H232ZM243 243V245H242V243ZM88 243V244H87ZM99 243V244H98ZM106 243V244H105ZM120 243V244H119ZM142 243V244H141ZM165 243V242H164ZM206 243H209V245L208 244H206ZM225 243V244H224ZM232 243V244H231ZM84 244V245H83ZM92 244V245H91ZM153 244V245H152ZM154 244H155V248L157 249V251H158V253L156 252V249L153 247L154 246ZM223 244L225 245V247L227 246V249L223 246ZM228 244H230V245H228ZM240 246H238V245ZM251 244V245H250ZM90 245V246H89ZM145 245H147L148 247L146 248V246ZM151 246V248L149 249V247ZM222 245V246H221ZM256 245V246H255ZM104 246V247H103ZM107 246V247H106ZM110 246V247H109ZM140 246V247H139ZM157 246V247H156ZM220 246L221 247H224L225 249H223L222 248V250L220 249ZM230 246V247H229ZM236 247V249H234L233 247ZM247 246V247H246ZM252 246V247H251ZM99 247V248H98ZM130 247V248H129ZM135 247H138V250H136L137 248H135ZM142 247H144V249L142 248ZM152 247L155 249H152ZM167 247V248H166ZM229 247V248H228ZM241 247H245L246 248V250H245V248H241ZM101 248V249H100ZM103 248V249H102ZM128 248H129V250L130 249H132V250H130V252L128 251ZM146 248V249H145ZM166 248V249H165ZM204 248V247H203ZM231 248V249H230ZM233 248V249H232ZM237 248H239V249H237ZM250 248H252V249H250ZM98 249V250H97ZM142 251V253H141V256H140V253L139 252H141L140 250ZM145 251V252H143V250ZM241 249V250H240ZM247 249H248V251H247ZM254 249V250H253ZM261 249V250H260ZM42 250V249H41ZM147 250V251H146ZM150 250V251H149ZM154 250V251H153ZM229 250H231V251H229ZM237 251V253L235 252V251ZM239 250V251H238ZM97 251L99 252V253H97ZM113 251V252H112ZM132 251V252H131ZM137 252L136 254H135V252ZM151 251H153L154 253H155V255H154V253L153 252H151ZM160 251V252H159ZM242 251V252H241ZM247 251V252H246ZM129 252V253H128ZM245 252V253H244ZM95 253V254H94ZM121 253V254H120ZM145 253H146V255H145ZM148 253V254H147ZM159 253H160V255L161 254H163V255H161V256H159ZM230 253H228V254H230ZM240 253V254H239ZM242 253V254H241ZM127 254H130V256L129 255H127ZM132 254V255H131ZM139 254V256L140 257H137L136 255H138ZM144 254V256H143V258H142V255ZM152 255V257H151V255ZM122 255V256H121ZM133 255H135V256H133ZM149 255V256H148ZM239 255V256H238ZM240 255H242V256H240ZM245 255V256H244ZM113 256V257H112ZM120 256V257H119ZM149 258H147V257ZM157 256V258H155V257ZM170 256V258L169 259H167L168 257ZM77 257V256H76ZM75 257V258H76ZM128 257H130V259L128 258ZM160 259H159V258ZM235 257H237V259H235ZM240 257H242V258H240ZM247 257H250L249 259H247ZM138 258H140V259H138ZM149 260V262L147 261V259ZM151 258H153V260H150ZM162 258V259H161ZM244 258H245V260H244ZM77 260H79L80 259V256L78 255V257L76 258ZM118 261H117V260ZM127 259H129L128 260V262H127ZM163 259H165L166 261H163ZM231 259V258H230ZM240 259H242V260H240ZM126 260V261H125ZM144 260H146L145 261V263H144ZM158 260V261H157ZM81 261V260H80ZM133 261V263H131ZM140 263H139V262ZM143 261V263H141ZM162 261V262H161ZM226 262H224L223 264H229L230 262H227V261H229V260H225ZM240 261V262H239ZM130 262V263H129ZM163 262H166V263H163ZM170 262H168V264L170 263ZM173 262L172 263H170V264H173ZM231 264V263H230Z\"/></svg>",
    "mask_w": 264,
    "mask_h": 264
}]
</instances>
